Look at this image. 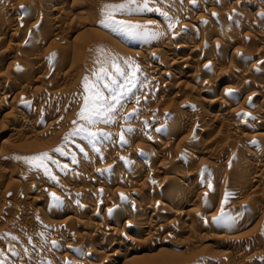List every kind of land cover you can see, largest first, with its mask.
I'll use <instances>...</instances> for the list:
<instances>
[{
  "label": "rangeland",
  "instance_id": "1",
  "mask_svg": "<svg viewBox=\"0 0 264 264\" xmlns=\"http://www.w3.org/2000/svg\"><path fill=\"white\" fill-rule=\"evenodd\" d=\"M8 1L11 2L10 3L11 5L12 4L14 5V3H12V2L15 1V4H19V6H20V9H19V7L16 9L15 8L16 6L14 7V9L12 8L13 11H11V13H12V15L15 14L14 16H17L19 14V11L21 13V5L22 4H24L26 9H28L27 8V5H28L27 2L28 1L30 2V0H28V1L27 0H13V1L8 0ZM32 1L30 2L32 4H34L37 1V3L34 4L36 6L40 0H34L35 1L34 3ZM43 1L50 2V6L52 4H56L59 2V0H43ZM79 1L81 2L82 6L85 5L86 1H89L90 7H89V5H88L89 8H87V7L85 8V6H83L86 10L79 4H78L79 5V7H78L77 3H80ZM166 1H168V2H166ZM196 1H195L196 7H194V5L192 6V4H194V3H192L191 5L189 4V7H187L188 3L192 2V0H148L149 4L151 5V6L148 5L149 10L151 11L150 14L148 13L150 11L147 12V15H144V14L142 15L141 14L142 12L141 13L140 12L139 13H132L129 15L116 14L115 19L116 20H125V21H129L131 23H134V24H138V22H137L138 19L142 18V19L147 20V18H145V17H148V19H152V21L150 23H147L148 27L154 21H156L157 26H159V27H157V26L155 27L152 25L149 27L150 32L156 33L157 30H158L157 32H159L163 28V25H164V27L168 26L167 29L170 28L169 29L170 32H172L174 30L176 31L175 28H177V27H175L173 29L172 28V26H173L172 22L177 23L179 21L178 19L182 20L185 15H192L195 17L194 18L195 20H198V21H196L198 23L194 22L195 24H197V26L193 23H192V25H190V27H192V29H194V31L189 27L191 29V31L194 32V34H189V33H192L190 31L186 35V37L182 38L181 41H178L177 43H175V46H174V47H176V46L177 47H180V46L184 47L182 50V54L184 55L183 57L184 58L187 57V59L189 57L190 58L192 57L191 59L189 58L190 60L188 59L189 61H193L194 59L200 60L199 65H202L204 63V61H202V59L204 60V58L207 59L209 57L211 59V57L214 56L213 58L214 59L216 58L215 61H213L214 60L213 58H212L213 60H211V61L207 60V61L212 62V63L213 62L217 63V61L219 60V58L216 57V54L213 55L214 51H213L212 47L211 48H204L202 52H201V49H202L201 47H197L199 49L201 48L200 50L195 47V45H198L197 43H199L200 40L203 39V37L202 38L200 37L202 35L204 36V38H206V36H207L208 37L207 39H209V37H211L210 39L212 41H215L217 39L216 42L218 41V43H220V45H222V44L223 45H229V47L231 46L233 48H236L237 49L236 51H239L238 47H241L243 45L240 48L241 52L239 53V54H241L244 51V53L241 54V56L246 55V54L252 55L253 52L255 51L256 53L254 52V54H258V55H257V58H255L251 62L252 64H254V62L257 63L258 60L264 58V51H263L264 50V14H262V13H264V3L262 2V0H240V1L239 0H237V1H235V0H229V1L228 0H223V1L222 0H198L197 2L199 3V5H201V3L199 1H201L202 3L205 1L204 3H206V5H204V3H203L204 6L201 5V7L203 6V8H201L199 6V8L201 10L197 8L198 3ZM232 1H235L236 3L232 2ZM0 2H1V0H0ZM25 2L27 3V5ZM67 2H64V3L62 2V4L61 3L58 4L61 7V11H64V12H62L59 15V19H60V20L58 19L59 28L57 30L60 29V31H61L62 29H64V32H65V34L63 35L64 37H62V36L57 37L59 34H56V36H53L54 35L53 32H55L54 30L52 31L48 28L47 29L43 28L42 21H44L46 13H45V15H44V13H43V15H40L41 19H39V23H40L41 27H39V25H38L39 23L35 22V21H36V13L40 12V10L38 9L39 11L37 12V8H38L37 6H36L37 8H35L36 11L34 9H33L34 10L33 11L29 7V9L27 10V15H23L24 17L27 16L26 20L23 21L22 23H20V25H18V23H17L18 27H16V25H14V27H16L17 30L21 29V27H22L23 30L22 29L19 30V32H20L19 38L20 39L22 38V35L24 33L25 34L26 33L31 34L34 32L35 37H36L35 39L37 41L35 46H34L36 48L35 49L36 53H35V51H33L34 48L28 49L26 47H22L21 49H17L18 52L16 51V49L14 50V48H12L13 53H11V50H10L11 48L8 47V45H7L8 42L6 43V41L0 48L1 53H2V50L9 48V50H10L9 53H11L17 57L16 58L14 56L15 58L10 60L11 63L12 62L15 63L16 62L15 60H17V59H18V62H20V61L22 62L24 60H27L26 56L28 55V53H31V52H33V54H38V53L41 54L43 56L44 60L48 56L47 59L49 61V62L48 61L45 62L47 64V66H49V67H47L46 70L45 69H39V67L37 66L38 64L37 63L35 64L33 62L32 65L34 67L31 66V69L28 71V73H26V75L23 78L28 79V80L33 81V82H36V81L37 82L29 84L30 86L26 87L25 88L26 90L23 91L22 93L17 94L16 97H14L15 95L13 94L14 96L12 95L5 100V103H7V104L12 103L13 101L15 102V104H14V102L12 104L13 107L17 106L16 107L17 113H16L15 117L18 116V112L19 113L24 112V114L25 113L27 114V112L30 113V112H32V109H34V108L36 109L37 107H39L40 109L43 108L46 116L44 115L45 117L44 116L38 117V119H37V115L33 114V119L29 123L30 125L28 124L27 126L24 125L21 127L19 124L14 123V122H16L14 119L15 117L11 118V116L9 117L8 115H6V117H5L4 114L6 112H4L2 114L0 113V131L3 128H10L12 130H15V131H12V134H13V136L11 137L12 139H10V137H7L6 138L7 142H5L6 144L2 143L0 145V162H1L0 163V170H1L0 171V237H2V238H0V264H61L62 258H60V257H63V258L67 257V258H69L70 262L73 260L71 258H74V259L77 258L78 259V257H79V261H81V262H85V261L86 262H93L97 259L95 257L97 255H95L94 252H96L100 249V247L102 246L101 245L102 243L107 244V242H109V241H110V243H112L111 240H113V238L116 235L117 236L114 238V240L117 239V237H119L121 235H124L127 237L125 239V242L123 240L122 246L120 248L118 247L119 249L117 248L115 251L118 252L119 254L121 253V256L125 255L123 257V259H125V260L129 259L130 257L135 256L134 257L135 259L131 260L130 264H264V256H263L264 255V224H263L264 220H261V218L264 219V187H260V186L256 187V189L257 188L261 189V193H260V191H258L259 189H257L258 193H256V190H255V192H254V194L256 196V199H255V196H253L254 194L251 193L252 195L250 196L249 190H248V188L246 189V186H245V185H247L248 187L253 186L252 184L254 183V180H255V179H253L254 178L253 177L254 168L256 171L258 169L257 173H256V171H254L255 175L256 174L258 175L259 173H260V176L264 175V170L262 171L263 174H261V172H260V170H262L263 166H260V165L254 166V164L256 162L258 163L257 156H258L259 151L260 152L262 151V150L257 149L255 144L256 145H258V144L264 145L263 144L264 140H261V139H264V116L259 115L260 117H258L257 119L254 117L250 118L249 115H247L246 117L243 116L244 113H247V112H244L246 110L251 112V109H252L255 112H257V111L259 112V109L261 108L259 106V104H262L263 103L262 100H264L262 98L263 97L262 95H264L262 93V92H264L263 91L264 89H262V88H264L263 87L264 86V84H263L264 83V80H263L264 79V72H263L264 68H261V67L259 68V69H261V73H260L259 69L257 68V66L259 67V65H256V68H255V66H253V69H252L251 65L248 64L249 62L245 61L247 56L246 57L243 56V59H242V57H239L238 60H236V61H234V58H230V57H226L225 59L220 58L221 61L219 60L218 63H222V64H220L219 66H216V65L213 66L212 64H210L211 67L213 66V68H211L210 66L208 67V65H207L208 69L205 65L204 67H206V69H207L206 72L204 71L205 69L203 67L198 68L197 66H195V67H197V68H195L192 64H190L191 62H189V64H188L189 66L186 64L187 68L184 67V65L183 66L181 65V67L180 66H177V67L171 66L170 67L169 63L171 61H173L172 59H174V58H172L170 61V59L168 60V58H166L164 56H162V57L158 56V54H157V56H154V55H156L155 51L153 52L154 55H152L151 52L157 48L162 49V48H164V46L168 45L169 39H167V38H170V36L172 37V35L174 36L178 30L176 32L174 31L172 33H170V32L168 33L169 30H167V32H166V34H164V36H166L167 33L169 36L167 35L166 36L167 38L164 37L165 40L160 39L161 43H159L160 41L158 39L160 37V35H158V33H157L156 36L154 35L155 38H154L153 44L152 45L149 44L150 46L148 49L147 45H148V42L150 41L149 39H152V35L147 36V37H149L148 39H147V37H144V39H146V41H145V40H143V37H133V36H128L124 33H117V32L112 31L110 28H104L100 25L99 21L102 19V15H101L102 6L104 4H119V3H122L123 0H93V1L92 0L91 1L90 0H77V1L76 0H68ZM82 3H84V4H82ZM89 3L87 2V4H89ZM91 3H92V5H91ZM231 3H233V4H231ZM184 4L186 7L184 6ZM13 5L11 7H13ZM152 5H153V8H152ZM181 5H183V6H181ZM93 6H95V7L92 8ZM170 6L171 7L173 6L176 10L174 8L169 9ZM179 8L181 9V11ZM0 9H1V7H0ZM18 9H19V11H17ZM30 9H31V13H30ZM162 9H164V10L168 9L171 11H166L167 16H164V15H162V13H164L165 11ZM244 9H246L248 12H250L249 13L250 17L253 16V18H255V19L260 18L258 20L261 22L260 23L261 25L259 24L260 27H259V25H257L256 27L254 25L252 26L251 25L252 18H250V17L248 18L247 16H246L247 24L245 27L242 25L236 24V23L240 22V20L237 18H239L240 13H242L243 12L242 10H244ZM93 10H95L96 12ZM158 10L161 12H159ZM162 11H164V12H162ZM174 11L177 13H175ZM32 12H35V13H32ZM154 12L156 13V15ZM158 12L161 15H159ZM219 12H222V13H219ZM1 13H2V10H0V15H1ZM63 13H65V14H63ZM213 13H215V15H213ZM30 14L31 15L35 14L34 15L35 18H31L33 16H31ZM137 14H138V16H137ZM176 14H177V16H176ZM217 14H219V15L224 14L225 15L224 17L228 20V24L224 25V27H221L219 25L215 26V24L213 23L212 20H213V17H216ZM37 15H39V13ZM139 15H142V16H139ZM151 15L155 18L151 17ZM157 15H159V16H157ZM219 15H217V16H219ZM222 15H220V16H222ZM28 16H30V17H28ZM40 16H39V18H40ZM241 16L242 15H240V17ZM96 17H98L99 19ZM180 17L181 18L183 17V18L181 19ZM201 17H203L204 19L203 18H202V20L200 19L202 22H200V24H199V19H196V18H201ZM94 18L96 20H98L97 21L98 23H96V24L93 23L96 21ZM205 18H206V20H205ZM233 18H235V20ZM27 20L28 21L30 20L31 22H28ZM175 20H177V21H175ZM168 21H170V22H168ZM235 21H236V23H234ZM241 21H242V19H241ZM243 21H245L244 18H243ZM211 22H212V25H211ZM32 23L38 25L37 26L38 29L37 28L35 29V27H36L35 25H33L31 27L32 29H29V25ZM156 23H152V24L156 25ZM181 23L182 22H179L177 24L179 25ZM23 24H25L26 26ZM140 24L144 25V23H140ZM168 24H170L171 27H169ZM213 25H214V27H213ZM247 25H248V27H247ZM160 26H162L161 29H160ZM239 26H242V27L239 28ZM200 27L202 28V30ZM218 27L222 28V35H221V33L217 34V32H219V30L221 32V28L218 30ZM227 27H228V29H225ZM235 27H237V29ZM196 28L198 30H196ZM223 28H224V30H223ZM11 29L13 30V27ZM28 30H33V31L30 32ZM233 30L236 33L232 32ZM195 31L197 33H195ZM226 31H228L227 34H225ZM237 31L239 32L238 34H237ZM21 32H24V33H21ZM206 32L208 33V35ZM223 32H224V34H223ZM160 33H161V37H162V34H163L162 30L159 32V34ZM173 33H175V34H173ZM200 33H201V35H200ZM214 33L216 35H214ZM40 34H42V35H40ZM44 34H45V36H44ZM248 34L250 36H248ZM217 35H219V36L217 37ZM232 35H233V37H232ZM157 36H159V37L156 38ZM251 36H252V38H251ZM194 37H195V39H194ZM224 37H225V39H224ZM247 37H250V38H248V40H247ZM197 38H199V39H197ZM226 38L229 39V41H227ZM253 38L257 41H254ZM170 39H172V38H170ZM196 39H197V41H196ZM240 39L241 40L244 39V41H246L247 44L244 41H241ZM250 39H252V40H250ZM238 40L241 41L242 44H241V42L239 43ZM155 41L158 44L155 43ZM191 41H192V43H191ZM234 41H236V42L234 43ZM150 42L152 43V40ZM166 42H167V44H165ZM229 42H231V43H229ZM243 42L245 44H243ZM251 42H254V43H251ZM145 43H146V45H144ZM232 43H233V45H232ZM236 43H239L240 46H238L239 44H236ZM142 44H143V46H142ZM156 44H157V46H156ZM192 44H195V45H192ZM185 46H186V48H185ZM143 47L145 49H143ZM100 49H103L104 53L106 54V57L100 55V53L98 51ZM6 50H4L5 54L9 51L8 50L7 52H5ZM142 50H145L144 54H149V55H146L145 57H143L144 59L140 58V57H135L136 53H137L136 51H142ZM190 50H192V51H190ZM194 50H196V51H194ZM149 51H150V53H149ZM193 51L195 54L193 53ZM189 52L190 53L192 52L193 56H191V54ZM207 52L208 53L210 52V53L208 54ZM250 52H252V54ZM62 53H65L66 57L64 56V58H63V56H61L62 57L61 58L60 55ZM133 53H135V55H133ZM203 53L205 54L204 55L205 57H202ZM211 53H212V55H211ZM188 54L190 56H188ZM199 54L201 56H199ZM206 55H207V57H206ZM49 57H50V59H49ZM200 57H202V59ZM258 57H260V59ZM229 58L232 59L233 61L230 60ZM141 59H143V61ZM159 59H161L160 60L161 63L162 62H163V64L166 63V65H164L163 68H158V69L156 68L155 69L154 63L155 64L160 63V61L157 62ZM177 60L178 59H176L175 62H177ZM230 61H231L232 65H231ZM10 62L7 59L4 60V58H2L0 60V75L1 76H2V73H5L7 71L6 69H8V67L11 65ZM113 63H115L116 65H118L120 67V69L122 70L124 75H119L117 73L116 69L112 66ZM73 64H74V66H73ZM149 64H151L150 67H149ZM145 65L148 68H146ZM167 65H169L168 68H167ZM190 65H192V66H190ZM230 65L232 66L231 68H233V65H234L235 69H236V66L238 68L237 70L232 69L233 71L231 69L229 70V71H232V75H230L228 73L229 71L226 72L227 69L230 68ZM165 66H166L167 70L164 69ZM215 66L218 67L217 69H219L221 67V69H223V70L222 71H221V69L217 70ZM182 67H184V68L182 69ZM141 68L145 69V70L143 69L144 72H143V70L142 71L140 70ZM175 68H177V69H175ZM247 68L252 69L251 73H250V71L247 70ZM200 69L201 70L203 69L202 71L205 72L204 73V75L206 74L205 76H207V77L211 76L212 77V81L211 80L209 81V79H207V81L209 83L208 82H206L207 84L203 83L204 87L206 85L207 88L206 87L205 88L208 89L207 90L208 93H202V94L199 93L201 91L200 89L203 85L200 86V85H198V83L196 84V82L193 83V81H191V79L189 81L188 79H186L184 77L185 74L188 75V74H191L192 72L194 73V70H195V72L197 70H199V71H197V74H198L201 71ZM165 70H166V72L169 70L167 72L168 74L164 77H161V75H160L161 71H165ZM182 70L183 71L185 70V71L182 72ZM234 70L237 71V73ZM170 71H171V73H170ZM186 71L187 72L189 71L188 74ZM202 71L199 73L200 75H201V73H203ZM238 71L240 73H238ZM243 71H245L244 75L247 72L246 77L243 75ZM255 71L258 73H256ZM179 72H180V74H179ZM181 72H182V75H181ZM233 72H234V74H233ZM133 73H135V75H133ZM252 73L253 74L255 73V74L250 76ZM142 74H144V75H142ZM226 74L227 75L229 74L230 77L233 76L234 79H232L233 77L230 78L229 76L225 77ZM237 74H240L241 77L243 75V78H240V76ZM178 75H179V77H178ZM39 76L40 77L43 76V77L40 78ZM235 76H238V78H236L237 80L235 79ZM253 76H255L256 78H258V77L261 78V79H258L259 83H257V84L254 83V81L257 79H253L254 78ZM36 77L37 78L39 77V78L37 79ZM85 77L88 78L90 84L96 85L97 90L102 92L105 97L110 96L109 90L103 87V85L105 83L108 84L109 88L112 89L113 91L125 93V95L121 101L123 107H120L119 105L117 106V109H118V112L116 115V122L117 123L115 122V123L109 124V125L98 124L92 129V131H96V132L102 131V132L111 134L110 138H108V139H97L95 141V147L93 146L92 143L89 142L90 138L89 139L82 138V135L69 136V133L73 131V129L76 127L77 124H83L84 123L83 120L79 119L78 113H79L81 106L83 104V97H84V95H86V93L84 92V87H83V81H84ZM211 77H209V78L211 79ZM35 78L37 80H35ZM248 78H250V79H248ZM39 79H42V80H39ZM227 79L229 80L230 83L228 82ZM230 79H231V81H230ZM243 79H244L245 83L242 81ZM113 81H115V83H113ZM238 81H241V82H238ZM10 82L6 81V83L4 82L3 84H1L2 83L1 82L0 86L6 87L7 89H10L13 87L12 86L9 88V86H11L12 83L16 85V81L15 82L10 81ZM17 82H19V81L17 80ZM165 82L167 83V85L165 84ZM252 82L254 84H252ZM22 83H19V84L23 85ZM243 83L247 86H244ZM164 84H165V86H164ZM179 84H180V86H179ZM234 84H236V85H234ZM240 84L241 85L243 84L242 86L244 88H241L242 86ZM248 84H250V88H252L253 85L254 86L256 85L255 86L256 88L253 86V88H255L254 90H253V88L249 89ZM258 84H260V85H258ZM25 85H28V84H25ZM150 85L152 86V88L154 86L155 87L152 89ZM175 85H176V87H175ZM147 86H148V89H147ZM161 86H163V87H161ZM225 86H227V87L225 88ZM236 86L238 88H240V90L243 89L242 93L240 90H238L240 92H238V91L235 92L237 90ZM156 87H158V88H156ZM230 87H232V88H230ZM191 88H192V90H191ZM230 89H233L234 93H232V92H231L232 94L229 93L228 91ZM256 89H259V90H257V92H259L260 94L262 93L261 95H259L261 97H259V96L253 97V95H252V98H253L252 100L251 99L246 100V98L248 97L247 99H249V97L251 95V94L250 95H248V94L252 93L253 91L256 92ZM28 90H30V91L28 92ZM140 90H143V91H140ZM144 90L145 91L148 90L147 94L144 92ZM156 90L158 92H156ZM159 90H160V92H159ZM260 91H262V92H260ZM175 92H176V94H175ZM184 92H185V94H184ZM224 92H225V94L227 92L230 95L226 96L225 94H223ZM142 93H144V94H142ZM222 94H223V96L225 95V97H227L228 99L224 98L222 96ZM219 96L220 97L222 96L223 99H222V97L220 98ZM214 98L216 100H221L224 103H228V101H230V103H228L230 105L229 106L230 108L233 104H235L231 108L232 110L236 109L235 111H237V112H234V114H235L233 116L234 122L237 121L238 119L240 121H237L234 123L233 120H231L233 118H230L229 116L228 117L225 116L226 115L225 111H227L226 110L227 108L225 109L223 106L220 105L222 107L221 108L222 111H221L220 107H218L219 103H215V101H214L213 103L216 105H214V104L211 105L212 104L211 101L215 100ZM244 98L247 102L245 100H243ZM255 98H257V99H255ZM137 99L139 100V103H136ZM224 99H227L228 101L227 100L224 101ZM11 100H12V102H10ZM20 101L25 106L26 105L27 106L25 107L23 104H20ZM190 101H191V103L193 102L194 104L192 103V105H191ZM261 101H262V103H261ZM24 102H26V104ZM188 103H190V104H188ZM195 103H197V104H195ZM1 104H0V108L2 106ZM14 105H16V106H14ZM188 105H189V107H188ZM193 105L194 106L196 105L195 108H198V107L199 108L194 109ZM23 106H24V108H23ZM257 106H259V107H257ZM172 107H173V109H171ZM190 107H191V109H193L192 111H191V109H189ZM256 107H257V109H256ZM230 108H228V109L231 110ZM237 108L239 109V111L237 110ZM263 109H264V106H262L261 110H263ZM134 110H135V115L132 117L130 122L126 123L124 118L127 117L129 115V113H132ZM195 110H197L198 113H196ZM202 110H203V112H206V114H208L206 120H204L202 123V124H204V126L201 124L202 121L201 122L200 121L198 122V120L196 121L197 115L200 112H202ZM175 111L184 112V116L182 113L181 116L179 118H177L180 115V112H179L178 116L177 117L175 116L176 117V119H175V117H174V115L176 113ZM173 113H174V115H172ZM158 114L160 115L161 119L156 117V116H159ZM195 114H197V115H195ZM218 114H220V115H218ZM223 114H224V117H223ZM238 114H240V115H238ZM194 115H195V117H194ZM217 115L220 116V118L217 117ZM184 117H186V118H184ZM221 117H223V119ZM152 118L153 119L156 118V120L158 118V120H161L163 122L165 120V122L160 123L161 121H158L160 123V124H158V122L155 119H154V121H156V122H154ZM182 118H184L183 121H182ZM225 118L226 119L228 118V119L225 120ZM186 119L189 121H186ZM213 119H215V122ZM229 119L232 122L231 121L229 122ZM73 121H75L76 124H74ZM247 121H248V123H247ZM55 122L59 123L60 125L56 124ZM50 123H52L54 125H52ZM228 123L229 124H232V123L236 124L234 126L235 129H233L234 131L232 129H230L231 127H229ZM200 124L203 126L202 127L203 130L205 129L204 130L205 132L200 127ZM226 124H228V125H226ZM171 125H173V126H171ZM24 127L28 128L29 130L27 129V131H26ZM127 128L133 129V132L130 134L125 133V139L127 140V143L122 144L120 141V138H119V134ZM20 129H22V130L20 131ZM164 129L165 130L167 129V131L170 130L167 132L169 134L168 137L162 136V132H160V131L164 130ZM199 129H201V131H203V132L200 133ZM106 130H107V132H106ZM179 130L182 132V134ZM176 131H178V133ZM191 133L192 134L195 133V135L190 136ZM242 133L243 134L246 133L245 135L247 137H249V135H251V137L253 136L254 138L256 137L255 138L256 140H254V141L258 142V144L253 143V145H252V143L249 140L251 137H249V139H248L249 141L247 142V140L244 139L245 135H243ZM180 134L184 135V137L186 135L187 138L189 137L188 139H190V137H191V139H192V137H194L193 138L194 141L192 142L191 139H190V141H188L187 138L185 139L184 137H180V138H184V140H186V141H181V143H178L179 144L178 145L176 143L178 141L175 142L172 140V138L177 137V136L179 137ZM15 135H16V137H14ZM232 135H235L234 138ZM241 135L243 136V138L241 137ZM66 136H69L67 141L65 140ZM217 137H218V140L216 139ZM230 137H232V138H230ZM167 138L168 139L171 138V139L168 140ZM195 138H197L196 141L198 142V144L195 141ZM211 138L213 139L214 142L212 141ZM210 139H211V143H210ZM228 139L230 141H226ZM243 139L246 141H243ZM169 141H170V143H169V147H168L167 142H169ZM182 142H183V144L186 142L187 147H189L190 145L194 146L197 144V147H198L197 149L199 151L196 149V151H198V152H196L197 154L195 153V155L192 157L193 160H192V158L186 159L185 161L181 160L182 162L178 160V158H180L179 156H181L180 154L183 151L189 150L187 147H184L186 144H184V146L182 145ZM226 142H227V144H226ZM230 142H231V144H228ZM188 143H189V146H188ZM190 143H192V144H190ZM248 143H251V144H248ZM139 144L144 145L143 146L144 148H141L143 150L137 149V147L139 148V146H140ZM170 144L172 145L171 147H170ZM146 145H148V146H146ZM210 145L214 149V150L212 149L214 151V154H215L216 150H217V153L219 150L220 154L216 153V155H217L216 156L212 153L213 151H211V153H210L209 152V150H211ZM57 147H61V149H62L61 153H57L54 151V149H56ZM147 147L151 149L150 152L148 149V153L150 154V156L147 155L148 154L147 152H145V151H147ZM179 147L181 148V150ZM244 147L245 148L251 147V149L253 148V150H251V151H255V152H250L251 154L246 153L247 155L244 154V155H242V158H241L240 157L241 155L240 156L238 155V153H240V152L236 153V151L239 149H240V151H242V149H244ZM195 148H196V146H195ZM97 149H98V151H97ZM207 149H208V153H210V155L212 154L211 156L208 153H206ZM221 149H223V152H221ZM133 150L137 154L134 155ZM180 151H182V152L180 153ZM234 151L237 155L233 154ZM42 153H48L49 156H51L52 159L56 161V163H51V161L48 162L47 171H45L43 168H35L32 165L28 164L25 159H23V158H30L33 156H38ZM132 154H133V156H132ZM175 154H176V157H178V158L175 157ZM113 155L116 156V158ZM124 155L125 156L129 155V156L133 157L132 159L134 161L132 160V163L130 164L129 167H128V165L122 166V164L120 163V158H122ZM177 155H179V156H177ZM252 155H254V156H252ZM112 156L114 157L115 160H113ZM148 156L151 157V159L148 158ZM231 156L235 159V161H234V159H231L232 158ZM234 156H236V158ZM10 157L11 158L14 157L13 159H16L19 163L18 166L16 167V172L15 171L12 172L13 170H11V169L9 170L8 165L5 163L7 158L9 159ZM172 157H175V158H173L174 160L171 161L172 166L169 164L167 165V162H165V161H170L172 159ZM229 157H231V158H229ZM17 158H20V159H17ZM111 158H112V160H111ZM146 158H148V159H146ZM156 158H157V160H156ZM255 158H256V160H255ZM153 159L155 161H153ZM218 159L219 160L221 159L222 161L221 160L217 161ZM238 159L241 161H239ZM236 160H237V162H236ZM159 161H161L160 163H162V164H160ZM174 161H176L177 163ZM227 161H228V163H227ZM242 161H244V163ZM114 162L117 164H115ZM224 162H225V164H224ZM240 162H242V163H240ZM109 163L111 165H109ZM113 163L115 166L113 165ZM135 163L137 164V166ZM142 163H145V164H142ZM163 163L165 164L164 167H166V165L168 166V167L164 168L165 171L167 173L169 171L170 172H169V174H167L166 172H165L166 174L162 173V175L161 174L157 175L155 173L157 175V177H156V175L153 174L155 172L154 170L157 169L156 167H158L159 164L164 165ZM210 163H212V165ZM233 163H235V164H233ZM236 163H240V164H238V167H237ZM208 164H209V166H208ZM68 165H69V167H68ZM107 165H109L108 167H110L108 172H107V169L105 168ZM131 165H132V167H131ZM153 165H155V166L153 167ZM174 165H176V167ZM220 165H222V166H220ZM245 165H247V167ZM96 166L98 168L103 167L102 168L103 172L105 170L106 173L104 172L103 175L106 178V179H104V181L107 184L105 183L104 184L105 186H103V188H100L101 190L100 189L89 190V189H91L88 187V185H90V181L87 180V179H89L87 177H91V176L94 177L95 174H97L94 178H100L99 173H97L98 172L97 168H96L97 172H95L93 170V169H95ZM120 166H122V167H120ZM173 166L176 168V170ZM241 166L245 167L246 169H243V167H242L243 171H242V169L237 170V168H241ZM249 166L250 167L253 166L254 168H248ZM111 167H113L114 169L116 167L115 170H118V168H119L120 171L122 170L125 173L132 174L131 176L134 180H131L132 178H130L131 176H129V181H130V183L132 182L131 184H133V186L131 184H129V185H131L129 187L130 188L133 187L132 189H134V190H136V188H137V190L143 189L142 187L144 185H143V183H140L141 180H142V182H144L146 180L144 182V184L146 182L148 184L149 189L147 188V186H146L147 184H146L145 185L146 187L144 186L145 191L146 190L150 191V186H153L152 183H154V186L151 187V191H154V195L152 196V199H151L152 205H151V208L148 210V212L145 214V216H147V217H148L150 211L151 212L154 211V213H156V214H161V215L163 214V216L166 215L165 210L162 209V205L169 206L171 202L169 203V200L164 195H160V194H162L164 192H168V189H169V191L170 190L173 191L174 187L172 189V186H174V185L171 186V184L173 183L174 180L177 181V179H178V181L184 182L186 184H188V183L192 184L194 182L200 183L199 187L197 189V192L199 191L200 193H202L203 199L199 200L200 203H198V201H197V203L195 202L196 205H195V203H193L195 206L192 204L189 207L190 209L189 208L188 209L189 210L195 209V212H197V213L200 212L201 210H204V211H202L198 214L197 213L193 214L194 211L193 212L190 211L189 215L184 214L182 217L177 218V220H176L177 223L176 222L174 223L175 224L174 226L176 229L174 230V228H172L174 226H171L169 228V231H168L170 234L167 232L166 235L163 234L161 236H155L156 238H153L154 237L153 236V237H151V239L149 236H147L149 234H147L146 232H142V233L137 234V235H132L130 233V229H131L130 226L133 229V226H132L133 223H131L132 224L131 225V224H129L130 222L129 223L126 222L128 220L131 221L130 218H126V217H128L129 214H132L134 209L136 210V209L140 208L139 205H141V202H140L141 199L137 195H134L135 194V193L133 194L134 191L132 189H128L129 187L123 188L120 184L117 183V180H116L117 184L116 183L114 184L115 179H113L112 176H110L111 179L109 177H107L110 173L115 171ZM179 167H180V169H179ZM120 168H123V169H120ZM144 168L146 169V171ZM150 168H152V169L155 168V169L151 170ZM128 169H129V171H128ZM251 169H252V171H251ZM263 169H264V167H263ZM136 170L138 173L136 172ZM179 170L181 172H179ZM93 171H94V173H92ZM131 171H134V173ZM142 171H145V172H142ZM172 171H174V173H176L177 171L179 172L178 175L175 174V176L177 175V177H175L173 175ZM182 171H183V173H182ZM197 171H200V172H197ZM135 172L137 173V175L134 176L133 174H136ZM197 173H199V174H197ZM250 173H252V174H250ZM28 175H29L30 179L32 178L31 180L29 179L30 181L27 180L25 182V181L21 180L20 176L27 178L26 176H28ZM31 175L34 176V178ZM75 175H77V176H75ZM89 175H91V176H89ZM152 175H154V176H152ZM144 176H145V178H144ZM164 176H167V178ZM78 177H80L82 179H80ZM147 177H149L148 179L150 181H148ZM155 177L158 179H156ZM159 177L164 179V180L161 181V179ZM169 177H174V179L172 178L173 181L171 183H170V181L172 179ZM40 178H43L42 179L43 182ZM77 179H79V180H77ZM121 179L119 178L118 182H120ZM155 179H156V181H154ZM133 181H135V182H133ZM161 182L166 183V184L163 185V183H161ZM239 182H241V183H239ZM108 183H109V185H108ZM134 183L136 186L134 185ZM155 183H157V186H155L156 185ZM236 183H237V185H236ZM110 184H112V185H110ZM83 185L85 186L84 188L87 192L82 191V193H81V191H80L77 194V192L73 193L72 191H71V193L70 192L67 193L64 190V188H68V187H71V189H77V190H80V188L82 187L81 190L82 189L84 190ZM86 185L89 189L86 188ZM139 185L140 186L142 185V186L140 187ZM240 185H241V187H240ZM255 185L256 184L254 183V186ZM75 186H76V188H75ZM117 186L119 187V189L121 191H123L125 189V192L123 191L124 193H126L127 190H129V191L132 190L130 192L127 191L129 194L131 193L132 196L128 197L126 195L123 199L124 193H122L121 191L116 193L117 195L116 194H114L113 196L108 195L110 193L112 195V191L117 189L118 188ZM160 186H161V189H160ZM238 186H239V188H238ZM154 187H156V188H154ZM157 187H159V188H157ZM108 189H110V190H108ZM155 189H157V191ZM104 190H106V191H104ZM160 190H162V193L160 192ZM233 190H235V192ZM88 191H91V192H88ZM231 191H233L234 193H231ZM262 191H263V193H262ZM182 192H184V191L181 190L180 194H178V195L185 196L184 194H187L186 192H184V193H182ZM53 193L55 194L56 197H59L58 200L53 199V197H52ZM120 193H122V194L119 195ZM226 194H227V196H226ZM156 195L159 196V198ZM109 196H110V198H109ZM117 196H119V197H117ZM252 196L254 198H252ZM113 197L116 200L118 199V201L120 202L119 203L120 205L118 204L119 207L117 205H115L116 201ZM126 197L128 199H125ZM21 198H23V199H21ZM87 198L89 200L91 199L90 200L91 203L93 202L95 205L92 203L91 206L86 205L85 207H83L84 200H88ZM107 198L113 199V200L111 199V201L108 199L109 205H108V202L106 201ZM129 199H132L134 202H132V200L129 201ZM166 199H167V201H166ZM219 199L222 200V202L220 201L221 203L218 202ZM72 200H74V201H72ZM118 201H117V203H118ZM157 201L162 203V204L158 203ZM241 201L245 204H243ZM249 201H251L252 203L254 201L255 202V204L253 203L254 205H256L257 203L259 205H256L255 207L250 209L251 207H250V205H248ZM154 202L155 203L157 202L158 205H156L157 203L155 204ZM212 202L213 203L216 202V203H214V205H213ZM236 202L238 203V207H237V205L235 206V204H237ZM96 203H98V204L96 205ZM112 203H114V204H112ZM121 203H125V204L122 205ZM134 203L135 204L140 203L139 205L136 204V205H138L137 206L138 208L136 207V205H134ZM110 204H112V205H110ZM220 204H221V206H220ZM80 205H82V207ZM197 205H198V207H197ZM93 206H97L96 207L97 209H95ZM123 206L125 208H123ZM130 206H131V209H130ZM260 206H261V208H260ZM231 207L233 209H234V207H236V208L233 210ZM244 207L245 208L248 207L247 210ZM51 208L52 209L56 208L53 210V213H52ZM82 208H86V209H84L85 212L82 211ZM90 208L91 209L93 208V209L91 210ZM119 209H120V211H119ZM87 210L89 212H87V214H86ZM130 210H131V212H130ZM255 211H257V212H255ZM79 212H80L79 216H81V215L82 216L79 217V220L77 219V221H75L76 219L74 221H71L75 225H73V224L70 225L68 222L70 220L67 219L70 217H68V216L72 217L73 215H75V213H79ZM93 212L96 214L95 217L90 216V213H93ZM107 212L110 215L109 221L105 215V213H107ZM25 213H27V214L31 213V215H33V218H30V219L25 218L24 219V217H22L21 215H24ZM126 213H128V214H126ZM222 213H223V216L221 215ZM52 214H54V215H52ZM185 215H187L188 218ZM209 215H211V216H209ZM96 216H97V218H96ZM205 216H206V218H207V216H209V218H207L208 220L205 218ZM47 219L53 220L56 222H58V221L60 222V220L62 222L67 221L68 223H65V225H64V223L60 225V223H61L60 222L57 226H56V224H55V226L54 225L51 226V225H48ZM103 219L107 220V221L105 222ZM63 220H65V221H63ZM226 220H227V222H226ZM230 220H231V222H230ZM233 220L235 222L236 228L237 227H239V228L236 229L234 231V233H230V232L227 233V237L229 236L228 238H230L231 236H235L234 238L232 237L233 241L230 240L231 238L229 239L230 241L228 240L230 243L227 241L228 238H225L226 233L221 232L222 231L221 228H219L215 231H214V229L211 228L212 221L213 222L218 221V223H221V224H227V223L229 224V222H230V224H231L233 222ZM219 221H221V222H219ZM260 221H262L263 223L261 222V224H260ZM76 222H78V224ZM93 223L94 224L96 223L98 227H103L102 228L103 230L102 229L100 230V228H97L98 231L96 232L97 229L95 230L92 228ZM98 224L99 225L101 224V225L99 226ZM87 225L89 228L91 225L92 229L91 230L88 229ZM189 226H190V229H189ZM182 227H186V229L185 228L183 229ZM107 228H113L115 230V231L114 230L112 231V232H115L114 235H113V233H112V235H109L108 233H106L105 229H107ZM181 228H182V230H181ZM120 231H122V232H120ZM212 232L214 234L217 233L216 234L217 236H220L222 234V236H224L223 238L226 239V242L223 238H221L222 241H220L221 239L219 241L215 240L214 238L212 239V237H211V234L213 235ZM70 233H72V235ZM123 233H125V234H123ZM64 234L65 235L68 234L66 236L67 241H65L68 244L63 242L65 240V238H63L65 236ZM56 235H57L58 240L62 239L60 244L54 241V240H56ZM83 235H85V236H83ZM87 235L91 236L90 237L91 239L89 237L85 238ZM58 236H60V237H58ZM61 236H63V237H61ZM94 236H96V237H94ZM105 236H107V237H105ZM236 236L238 237V239ZM13 237H15V239H13ZM147 237H149V239L146 240V242H145V238L147 239ZM234 239H236V240L234 241ZM101 240L102 241L105 240V241L102 242ZM242 240H244L246 243L244 241L243 242L247 245H245L244 243H243V245L240 244V241L242 243ZM53 242H55V244L56 245L58 244V245L56 247H54ZM233 242H234V244H233ZM69 244H71V246H69ZM235 244H237L236 245L237 247H234ZM74 245L75 246L77 245V246L75 247ZM78 246L80 249H82V251L78 248ZM244 246H246V249ZM87 247L89 249H87ZM112 247H110V248H112ZM240 247H242V248H240ZM77 248L79 250H77ZM91 250L93 251L92 253L89 252ZM94 250H96V251H94ZM158 250H160V251H158ZM242 250L245 253H243ZM81 253H82V255H81ZM239 253H241L240 255H242L243 259L242 258L238 259V257L235 258V255L238 256ZM66 255H68V256H66ZM97 257H99V256H97ZM102 257L104 259L102 258V260H101V257H99V259H97L98 264H99V260H101L100 264L101 263L102 264H109L112 261L109 254L102 256ZM143 257H145V258L143 259ZM59 258H60V260H59ZM67 258H64V259H67ZM69 260L68 259H67V261L65 260L66 262L62 261V263L63 264H70L68 262ZM97 262H95V263H97Z\"/></svg>",
  "mask_w": 264,
  "mask_h": 264
},
{
  "label": "bare ground",
  "instance_id": "2",
  "mask_svg": "<svg viewBox=\"0 0 264 264\" xmlns=\"http://www.w3.org/2000/svg\"><path fill=\"white\" fill-rule=\"evenodd\" d=\"M11 1H13V0H11ZM28 1V0H27ZM32 0H30V2H31ZM41 1V2H40ZM39 2H38V4L35 6L34 4H36L37 3V1L35 2L34 0L32 1L34 4H32V3H30L29 1L27 2L28 3V5H27V3H26V5H27V8L29 9V7L33 10H35V8H37V12L40 10V12H38L39 13V15H37L38 13H36V21L35 22H38L39 23V19H41V16L40 15H43V13H44V15H45V13H46V15H45V18H44V21H42V26H43V28L45 29H50V30H54L55 32H53L54 33V35L53 36H56V34H59L57 37H59V36H62V37H64L63 35L65 34V32H64V29H62L61 31H60V29L59 30H57L58 28H59V26H58V19H59V15L62 13V12H64V11H61V7L58 5V4H62V2L64 3V2H67L68 0H59V2L58 3H56V4H52L51 6H50V2H46V1H43V0H40ZM77 1V0H76ZM91 1V0H90ZM93 1V0H92ZM196 1V0H195ZM198 1V0H197ZM196 1V2H197ZM223 1V0H222ZM229 1V0H228ZM227 1V2H228ZM235 1H237V0H235ZM235 1H232V2H234V3H236ZM240 1V0H239ZM55 2V1H54ZM72 2V1H71ZM80 2V1H79ZM87 2L89 3V1H86V3H85V5H83V6H85V8L87 7V8H89L90 7V3L89 4H87ZM166 2H168V1H166ZM200 3H201V5H203V3L205 2H201V1H199ZM221 2V1H220ZM262 2L264 3V0H262ZM11 2L10 1H8V0H1V2H0V7H1V9L0 10H2V13H1V15H0V48H1V46L5 43V41H6V43H7V45H8V47H10L11 49V53H13V49L12 48H14V50L16 49V51L18 52V50L17 49H21L22 47H26V48H31V49H33L34 48V50L33 51H35V44H36V37H35V34H34V32L33 33H31V34H29V33H24V32H21V33H24L23 35H22V38L20 39L19 38V30H21L22 29V27H21V29H19V30H17L16 29V27H18L17 26V23H18V25H20V23H22L23 21H25L26 20V17L27 16H23L21 13H20V11H19V9H20V6H19V4H15V1L14 2H12V3H14V5H13V7H11L12 5L10 4ZM68 3V2H67ZM151 3V2H150ZM175 3V2H174ZM185 3V2H184ZM198 3V2H197ZM224 3V2H223ZM238 3V2H237ZM21 4V3H20ZM76 4V3H75ZM81 5V2L80 3H77V5ZM82 4H84V3H82ZM164 4V3H163ZM186 4V3H185ZM185 4H184V6H185ZM189 4L191 5L192 4V2H189L188 3V6L187 7H189ZM195 4L196 3H194V4H192V6L194 5V7H196L195 6ZM222 4V3H221ZM231 4H233V3H231ZM2 5V6H1ZM22 5H24V4H22ZM76 5V6H77ZM79 5H78V7H79ZM88 5H89V7H88ZM91 5H92V3H91ZM96 5V4H95ZM148 5H150L149 4V2H148ZM171 5V4H170ZM201 5H199V3H198V9H200L199 8V6L201 7ZM204 5H206V3H204ZM203 5V6H204ZM16 6V7H15ZM25 6V5H24ZM62 6V5H61ZM82 6V5H81ZM82 6V7H83ZM151 6V5H150ZM164 6V5H163ZM181 6H183V5H181ZM203 6L201 7V8H203ZM261 6V5H260ZM14 7L17 9L18 7H19V9L17 10V11H19V14L17 15V16H14L15 14H13L12 15V13H11V11H13L12 10V8L14 9ZM95 6H93L92 8H94ZM98 7V6H97ZM166 7V6H165ZM164 7V8H165ZM169 7V6H168ZM186 7V6H185ZM224 7V6H223ZM3 8V9H2ZM26 8V7H25ZM84 8V7H83ZM84 8V9H85ZM152 8H153V5H152ZM162 8V7H161ZM160 8V9H161ZM167 8V7H166ZM165 8V9H166ZM171 8H174L173 6L171 7L170 6V8L169 9H171ZM184 8V7H183ZM196 8V9H197ZM235 8V7H234ZM27 9V10H28ZM31 9H30V13H31ZM39 9V10H38ZM63 9V8H62ZM96 9V8H95ZM157 9V8H156ZM175 9V8H174ZM173 9V10H174ZM178 9V8H177ZM180 9V8H179ZM188 9V8H187ZM228 9V8H227ZM259 9V8H258ZM33 10V11H34ZM83 10V9H82ZM86 10V9H85ZM98 10V9H97ZM153 10V9H152ZM162 10H164V9H162ZM172 10V11H173ZM176 10V9H175ZM201 10V9H200ZM36 11V10H35ZM93 11H95V10H93ZM148 11H150L149 10V8L147 9V10H144V11H142V15L144 14V15H147V12ZM154 11V10H153ZM159 11V10H158ZM165 11V12H164ZM164 11H162V12H164V13H167L166 11H171V10H164ZM178 11V10H177ZM180 11H181V9H180ZM233 11V10H232ZM235 11V10H234ZM243 12L242 13H240V15H242L241 17H240V15H239V18H237V19H239L240 20V22L239 23H236V21L234 22V23H236L237 25L239 24V25H242V26H246V24H247V19H246V16L249 18L250 16V12H248L246 9H244V10H242ZM84 12V11H83ZM92 12V11H91ZM96 12V11H95ZM159 12H161V11H159ZM158 12V13H159ZM175 12V11H174ZM239 12V11H238ZM263 12V11H262ZM32 13H35V12H32ZM48 13V14H47ZM146 13V14H145ZM149 14L151 13V11L150 12H148ZM155 13V12H154ZM157 13V14H158ZM175 13H177V12H175ZM181 13V12H180ZM219 13H222V12H219ZM225 13V12H224ZM260 13V12H259ZM63 14H65V13H63ZM188 14V13H187ZM192 14V13H191ZM262 14H264V13H262ZM29 15V14H28ZM31 15V14H30ZM35 15V14H34ZM34 15L32 14L31 16H33V17H31V18H35L34 17ZM142 15H139V16H142ZM155 15H156V13H155ZM159 15H161L160 13H159ZM159 15H157V16H159ZM181 15V14H180ZM217 15H219V14H217ZM216 15V17H213V23L215 24V26H221V27H224V25H227L228 24V20L224 17L225 15L223 14H220V15H222V16H217ZM253 15V14H252ZM251 15V16H252ZM39 16H40V18H39ZM62 16V15H61ZM82 16V15H81ZM137 16H138V14H137ZM170 16V15H169ZM176 16H177V14H176ZM175 16V17H176ZM182 16V15H181ZM28 17H30V16H28ZM100 17V16H99ZM145 17V16H144ZM151 17H153L152 15H151ZM174 17V16H173ZM197 17V16H196ZM199 17V16H198ZM43 18V17H42ZM67 18V17H66ZM96 18H98V17H96ZM145 18H147V20L146 19H142V18H140V19H138L137 20V22H138V24H140V23H144V25L146 24V25H148L147 23H150L151 21H152V19H148V17H145ZM153 18H155V17H153ZM157 18V17H156ZM177 18V17H176ZM181 18V17H180ZM183 18V17H182ZM181 18V19H182ZM195 17L194 16H192V15H185L184 16V18L182 19V20H180V19H178L179 21L177 22V23H179V22H182L181 24H177L175 21H177V20H175L174 22L175 23H173L172 21V28L174 29L175 27H177V28H175L176 29V31H177V33L175 34V33H173V34H175L174 36L172 35V37L170 36V38H172V39H170V38H167L166 36L168 35V33L170 32V28L169 29H167V27H164V25H163V28L161 29V27L162 26H160V29L162 30V37H161V33L159 34V32L161 31H159V32H157L156 31V33H158V35H160V37L159 36H157L156 38H158L159 39V41H160V39H162V40H165V38L164 37H166L167 39H169L168 41V45H166V46H164V48H162V49H160V48H157V49H155V50H153L152 52H151V54L152 55H154V51L156 52L155 54L156 55H154V56H157V54H158V56H164V57H166V58H168V60L170 59V61H171V59L172 58H174V59H172L173 61H171L170 63H169V65H170V67L171 66H173V67H177V66H180L181 67V65L183 66L184 65V67H186L188 64H189V62H191L190 64H192L194 67L195 66H197L198 68H204L205 70V72H206V70L208 69V67L210 66L211 67V65L210 64H212L213 66L214 65H216V66H219L220 64H222V63H218V61L220 60V58H226V57H230V58H234V61H236V60H238V58L239 57H242V59H243V56L244 57H246L247 56V58H246V60L245 61H247V62H249L248 64H250L251 65V67H252V69H253V66H255V68H256V65H259V67L257 66V68L259 69L260 67L261 68H264V58H262V59H260V57H258L260 60H258L257 61V63H255L254 62V64H252L251 62L255 59V58H257V55L258 54H254V52H253V54H252V52H250L252 55H248V54H246V55H242L241 56V54H243L244 53V51L241 53V54H239L241 51H240V48L243 46H241V47H238V49H239V51H236L237 49L236 48H233V47H229V45H220V43H218V41L216 42V40L215 41H212L210 38L211 37H209V39H207L208 37L206 36V38H204V36L202 35V36H200L201 38L203 37V39H201L200 40V42L199 43H197L198 45H195V44H192V45H195V47L197 48V47H201L200 49H201V52L203 51V49L204 48H213V51H214V53H213V55L214 54H216V57H218L219 58V60L217 61V63H212V62H209V61H207V60H213L214 58V56L213 57H211V59L208 57L207 59L206 58H204V60L202 59V57H205L204 55V53L202 54L203 56L202 57H200L201 59H202V61H204V63L202 64V65H199V62H200V60H193V61H189L188 59H187V57L186 58H184L183 56V54H182V50H183V48L184 47H182V46H180V47H174L175 46V43H177L178 41H181V39L182 38H184V37H186V35L191 31V29H192V27H190V25H192V23L193 24H195V23H198V22H196V21H198V20H195L194 19ZM202 18L203 17H201V18H196V19H199V24H200V22H202L201 20H202ZM231 18V17H230ZM243 18L245 19V21H243ZM250 18H252V23H251V25L253 26H257V25H259L261 22L260 21H258L259 19L258 18H253V16L252 17H250ZM65 19V18H64ZM72 19V18H71ZM74 19V18H73ZM95 19V18H94ZM99 19V18H98ZM101 19V18H100ZM173 19V18H172ZM201 19V20H200ZM204 19V18H203ZM234 20H235V18H233ZM241 19H242V21H241ZM31 20V19H30ZM28 21V22H31V21ZM60 20V19H59ZM96 20V19H95ZM166 20V19H165ZM205 20H206V18H205ZM233 20V21H234ZM249 20V19H248ZM64 21V20H63ZM98 20H96L95 22H93L94 24H96V23H98L97 22ZM154 21V20H153ZM210 21V20H209ZM41 22V21H40ZM136 22V21H135ZM161 22V21H160ZM168 22H170V21H168ZM195 22V23H194ZM205 22V21H204ZM26 23V22H25ZM152 23H156V21H154V22H152ZM151 23V25L150 26H157V23H156V25H154V24H152ZM206 23V22H205ZM93 24V25H94ZM198 24V25H199ZM208 24V23H207ZM210 24V23H209ZM250 24V23H249ZM14 25H16V27H14ZM23 25H25V24H23ZM33 25H35L36 27H35V29L37 28V26L39 25V27H41V25H40V23L38 24V25H36V24H34V23H32V24H30L29 25V29H32L31 27L33 26ZM99 25V24H98ZM142 25V24H141ZM168 25H170V24H168ZM175 25V26H174ZM196 26H197V24H195ZM211 25H212V22H211ZM234 25V24H233ZM261 25V24H260ZM260 25H259V27H260ZM26 26V25H25ZM149 26V27H150ZM202 26V25H201ZM205 26V25H204ZM236 26V25H235ZM242 26H239V28L240 27H242ZM263 26V25H262ZM13 27V30L11 29ZM157 27H159V26H157ZM170 27V26H169ZM191 29H190V28ZM195 27V26H194ZM212 27V26H211ZM213 27H214V25H213ZM221 27H218V30L221 28ZM226 27V26H225ZM247 27H248V25H247ZM15 28V29H14ZM201 28V27H200ZM236 29H237V27H235ZM234 28V29H235ZM34 29V28H33ZM34 29V30H35ZM38 29V28H37ZM43 29V30H44ZM158 29V28H157ZM204 29V28H203ZM217 29V28H216ZM225 29H228V27L227 28H225ZM233 29V28H232ZM250 29V28H249ZM23 30V29H22ZM156 30V29H155ZM154 30V31H155ZM167 30H169L168 31V33H167V35L166 36H164V34H166V32H167ZM193 31H194V29H192ZM196 30H198L197 28H196ZM201 30H202V28H201ZM223 30H224V28H223ZM251 30V29H250ZM25 31V30H24ZM28 31H30V32H32L33 30H28ZM172 31V30H171ZM175 31V30H174ZM174 31H172V32H174ZM175 31V32H176ZM193 31H191L192 33H189V34H194V32ZM242 31V30H241ZM260 31V30H259ZM27 32V31H26ZM172 32H170V33H172ZM202 32V31H201ZM204 32V31H203ZM215 32V31H214ZM217 32V31H216ZM225 32V31H224ZM224 32H223V34H224ZM227 32L228 31H226V33L225 34H227ZM232 32H234V33H236L234 30L232 31ZM154 33V32H153ZM195 33H197L196 31H195ZM199 33V32H198ZM207 33V32H206ZM220 34L221 33V35H222V28H221V32H220V30H219V32H217V34ZM239 32L237 31V34H238ZM203 34V33H202ZM211 34V33H210ZM230 34V33H229ZM233 34V33H232ZM236 34V35H237ZM246 34V33H245ZM262 34V33H261ZM40 35H42V34H40ZM39 35V36H40ZM171 35V34H170ZM197 35V34H196ZM200 35H201V33H200ZM207 35H208V33H207ZM214 35H216L215 33H214ZM220 35V36H221ZM240 35V34H239ZM260 35V34H259ZM44 36H45V34H44ZM52 36V37H53ZM156 36V35H155ZM169 36V35H168ZM195 36V35H194ZM219 35H217V37H218ZM226 36V35H225ZM238 36V35H237ZM248 36H250L249 34H248ZM261 36V35H260ZM259 36V37H260ZM56 37V38H57ZM147 37V36H146ZM196 37V36H195ZM195 37H194V39H195ZM232 37H233V35H232ZM256 37V36H255ZM55 38V37H54ZM149 37H147V39H148ZM154 35H152V39H149L150 41L152 40V43L150 42H148V45H147V47H148V49H149V44H153V41H154ZM164 38V39H163ZM248 38H250V37H247V40H248ZM251 38H252V36H251ZM142 39V38H141ZM188 39V38H187ZM197 39H199V38H197ZM197 39H196V41H197ZM222 39V38H221ZM224 39H225V37H224ZM223 39V40H224ZM227 39V38H226ZM254 39V38H253ZM63 40V39H62ZM143 40H145L146 41V39H144V37H143ZM193 40V39H192ZM214 40V39H213ZM241 40V39H240ZM250 40H252V39H250ZM195 41V42H196ZM227 41H229V39H227ZM239 41V40H238ZM241 41H244V39L243 40H241ZM241 41H239V43L241 42ZM254 41H257V40H255L254 39ZM142 42V41H141ZM140 42V43H141ZM174 44H172V43ZM194 42V41H193ZM221 42V41H220ZM236 41H234V43H235ZM245 43H246V41H244ZM243 42V44H245ZM250 42V41H249ZM143 43V42H142ZM155 43H157L156 41H155ZM154 43V44H155ZM159 43H161V41L159 42ZM183 43V42H182ZM187 43V42H186ZM190 43V42H189ZM191 43H192V41H191ZM229 43H231V42H229ZM239 43H236V44H239ZM251 43H254V42H251ZM250 43V44H251ZM158 44V43H157ZM157 44H156V46H157ZM165 44H167V42L165 43ZM241 44H242V42H241ZM247 44V43H246ZM38 45V44H37ZM144 45H146V43L144 44ZM232 45H233V43H232ZM252 45V44H251ZM254 45V44H253ZM141 46V45H140ZM142 46H143V44H142ZM155 46V45H154ZM235 46V45H234ZM238 46H240V44L238 45ZM7 47V46H6ZM5 47V48H6ZM159 47V46H158ZM245 47V46H244ZM248 47V46H247ZM251 47V46H250ZM185 48H186V46H185ZM195 48V49H196ZM7 49V48H6ZM6 49H4V50H6ZM143 49H145L144 47H143ZM197 49H199V48H197ZM196 49V50H197ZM199 49V50H200ZM235 49V50H234ZM251 49V48H250ZM4 50H2V53H1V51H0V58L2 59V58H4V60L5 59H7V60H9V62H10V60H12L13 58H15L16 56L15 55H13V54H11V53H9L10 52V50H9V48L5 51V52H7L8 50V54L6 53H4ZM25 50V49H24ZM27 50V49H26ZM193 50V49H192ZM192 50H190V51H192ZM196 50H194V51H196ZM212 50V49H211ZM249 50V49H248ZM30 51V50H29ZM32 51V50H31ZM147 51V50H146ZM194 51H193V53H194ZM262 51V50H261ZM264 51V50H263ZM59 52V51H58ZM137 53H136V56L135 57H140V58H143V57H145L146 55H149V54H144V52H145V50H142V51H136ZM186 52V51H185ZM184 52V53H185ZM199 52V51H198ZM200 52V53H201ZM211 52V51H210ZM209 52V53H210ZM238 52V53H237ZM28 53V52H27ZM35 53H36V51H35ZM54 53V52H53ZM56 53V52H55ZM149 53H150V51H149ZM190 53V52H189ZM208 53V52H207ZM208 53V54H209ZM212 53H211V55H212ZM247 53V52H246ZM249 53V54H250ZM256 53V52H255ZM17 54V53H16ZM58 54V53H57ZM150 54V55H151ZM160 54V55H159ZM191 54V56H193L192 55V52L190 53ZM195 54V53H194ZM56 55V54H55ZM59 55V54H58ZM133 55H135V53H133ZM260 55V54H259ZM15 56V57H14ZM45 56V55H44ZM50 56V55H49ZM57 56V55H56ZM55 56V57H56ZM61 56H63V58H64V56H65V53H62L61 55H60V57ZM186 56V55H185ZM188 56H190L189 54H188ZM199 56H201L200 54H199ZM209 56V55H208ZM46 57V56H45ZM66 57V56H65ZM206 57H207V55H206ZM17 58V57H16ZM26 58H27V60H24V61H20V62H18V59L17 60H15L16 62L14 63V62H10L11 63V65L8 67V69H6L7 71L5 72V73H2V76L0 75V83L1 84H3L4 82L6 83V81H16V85L15 84H13L12 83V85L11 86H9V88L10 87H12V88H10V89H7L6 87H1L0 86V102L2 103H0L2 106H1V108H0V113L2 114V113H4V112H6L5 114H4V116L6 117V115H8L9 117L11 116V118H13V117H15V115H16V105H14V106H16V107H13V102H12V100L10 101V102H12V103H5V100L8 98V97H10V96H12L13 94L15 95H13L14 97H16L17 96V94H20V93H22L23 91H25L26 89V87H28V86H30L29 84H31V83H36V82H33V81H30V80H28V79H24L23 77L26 75V73H28V71L31 69V66L32 67H34L33 65H32V63L34 62L35 64L37 63L38 65V67H39V69H47V67H49V66H47V64L45 63V62H47L48 61V56H47V58H45V60H44V58H43V56L41 55V54H33V52H31V53H28V55L26 56ZM62 58V57H61ZM139 58V59H140ZM213 58V59H212ZM229 58V59H230ZM0 59V60H1ZM49 59H50V57H49ZM144 59V58H143ZM143 59H141L142 61H143ZM176 59H178L177 60V62H175V60ZM199 59V58H198ZM216 59V58H215ZM215 59L213 60V61H215ZM241 59V58H240ZM147 60V59H146ZM161 59H159L157 62H159ZM230 60H232V59H230ZM57 61V60H56ZM74 61V60H73ZM145 61V60H144ZM221 61V60H220ZM233 61V60H232ZM49 62V61H48ZM230 63H231V61H230ZM237 63V62H236ZM34 64V65H35ZM163 62L161 63V61H160V63H154V65H155V69L157 68H163V66L164 65H166V63L165 64H163ZM187 64V65H186ZM243 64V63H242ZM8 65V64H7ZM150 65L151 64H149V67H150ZM169 65H167V68H168V66ZM192 65H190V66H192ZM206 65V67H207V65H208V67H207V69H206V67H204ZM231 65H232V63H231ZM230 65V68L229 69H227V71L226 72H228L230 69L232 70V69H235V67H234V65H233V68H231L232 66ZM240 65V64H239ZM73 66H74V64H73ZM189 66V65H188ZM213 66L211 67V68H213ZM215 66V67H216ZM225 66V65H224ZM249 66V65H248ZM72 67V66H71ZM145 67H146V65H145ZM144 67V68H145ZM184 67H182V69L184 68ZM197 67H195V68H197ZM229 67V66H228ZM240 67V66H239ZM242 67V66H241ZM244 67V66H243ZM250 67V66H249ZM250 67V68H251ZM7 68V67H6ZM70 68V67H69ZM143 68V69H144ZM146 68H148V67H146ZM145 68V69H146ZM187 68V67H186ZM218 67H216V69H217ZM224 68V67H223ZM142 68L140 69L141 71L143 70ZM144 69V70H145ZM153 69V68H152ZM154 69V70H155ZM164 69H166V66H165V68ZM175 69H177V68H175ZM210 69V68H209ZM221 69V67L219 68V69H217V70H220ZM238 68H237V66H236V69L235 70H237ZM252 69H248L247 68V70L248 71H250V73H251V70ZM144 70H143V72H144ZM148 70V69H147ZM163 70V69H162ZM167 70V69H166ZM166 70L165 71H161V73H160V75H161V77H164V76H166L168 73V71L166 72ZM179 70V69H178ZM187 70V69H186ZM201 70V69H200ZM203 70V69H202ZM201 70V71H202ZM223 69H221V71H222ZM234 70V71H235ZM241 70V69H240ZM244 70V69H243ZM256 70V69H255ZM185 71V70H184ZM183 70H182V72H184ZM197 71H199V70H197ZM197 71L195 72V70H194V73L192 72L191 74H188V72H187V74L188 75H186L185 74V78L186 79H188L189 81H190V79H191V81H193V83L194 82H196V84L198 83V85H203L202 87H201V91L199 92V93H208V89H206L207 87H206V85H205V87H204V84L203 83H205V84H207L206 82H208L207 81V79H209V81L211 80L212 81V77L211 76H209V77H211V79L209 78V77H207V76H205L204 75V73L205 72H203V73H201V75L198 73L197 74ZM215 71V70H214ZM233 71V70H232ZM232 71H229L228 73L230 74V75H232ZM242 71V70H241ZM259 71H260V73H261V69H259ZM263 71V70H262ZM72 72V71H71ZM182 72H181V75H182ZM185 72V73H186ZM236 73H237V71H235ZM244 72L245 71H243V75H244ZM253 72V71H252ZM256 72V71H255ZM264 72V71H263ZM158 73V72H157ZM170 73H171V71H170ZM238 73H240L239 71H238ZM249 73V72H248ZM256 73H258V72H256ZM31 74V73H30ZM36 74V73H35ZM146 74V73H145ZM178 74V73H177ZM179 74H180V72H179ZM222 74V73H221ZM229 74L227 75L226 74V76L225 77H227V76H229ZM233 74H234V72H233ZM246 74H247V72L245 73V77H246ZM255 74V73H254ZM253 73L250 75V76H252V75H254ZM142 75H144V74H142ZM237 75H239L240 76V74H237ZM243 75H242V77L240 76V78H243ZM258 75V74H257ZM248 76V75H247ZM256 76V75H255ZM255 76H253L254 78L253 79H257V80H255L254 81V83L255 84H257V83H259L258 81V79H261L260 77H258V78H256ZM263 76V75H262ZM40 77V76H39ZM38 77V78H39ZM41 77H43V76H41ZM40 77V78H41ZM169 77V76H168ZM178 77H179V75H178ZM183 77V78H184ZM223 77V76H222ZM230 77V76H229ZM228 77V78H229ZM233 77V76H232ZM232 77H230V78H232ZM249 77V76H248ZM37 78V77H36ZM35 78V80H37ZM170 78V77H169ZM181 78V77H180ZM236 78H238V76H235V79ZM31 79V78H30ZM157 79V78H156ZM232 79H234V77L232 78ZM246 79V78H245ZM248 79H250V78H248ZM252 79V78H251ZM17 80L19 81V82H17ZM32 80V79H31ZM34 80V79H33ZM34 80V81H35ZM39 80H42V79H39ZM228 80V79H227ZM237 80V79H236ZM264 80V79H263ZM230 81H231V79H230ZM235 81V80H234ZM243 82H244V79L242 80ZM246 81V80H245ZM248 81V80H247ZM262 81V80H261ZM23 82V83H22ZM26 82V83H25ZM159 82V81H158ZM182 82V81H181ZM228 82H229V80H228ZM237 82V81H236ZM238 82H241V81H238ZM11 83V82H10ZM9 83V84H10ZM19 83H22L23 85H20ZM156 83V82H155ZM200 83V84H199ZM209 83V82H208ZM230 83V82H229ZM245 83V82H244ZM243 83V84H244ZM253 82H252V84H254ZM18 84V85H17ZM25 84H28V85H25ZM165 84L167 85V83L165 82ZM165 84H164V86H165ZM178 84V83H177ZM237 84V83H236ZM236 84H234V85H236ZM239 84V83H238ZM242 84V85H243ZM264 84V83H263ZM154 85V84H153ZM158 85V84H157ZM160 85V84H159ZM182 85V84H181ZM241 85V84H240ZM241 85V86H242ZM258 85H260V84H258ZM3 86V85H2ZM71 86V85H70ZM151 86V85H150ZM179 86H180V84H179ZM230 86V85H229ZM233 86V85H232ZM238 86V85H237ZM236 86V87H237ZM244 86H247V85H245L244 84ZM252 86V85H251ZM254 86V85H253ZM253 86H252V88H253ZM256 86V85H255ZM254 86V87H255ZM146 87V86H145ZM155 87V86H154ZM153 87V88H154ZM159 87V86H158ZM158 87H156V88H158ZM161 87H163V86H161ZM175 87H176V85H175ZM174 87V88H175ZM178 87V86H177ZM184 87V86H183ZM227 86H225V88H226ZM234 87V86H233ZM235 87V88H236ZM240 87V86H239ZM248 87H249V89H252V88H250V84H248ZM264 87V86H263ZM6 88V89H5ZM30 88V87H29ZM28 88V89H29ZM142 88V87H141ZM151 88H152V86H151ZM150 88V89H151ZM152 88V89H153ZM185 88V87H184ZM197 88V87H196ZM230 88H232V87H230ZM241 88H244L243 86L241 87ZM256 88V87H255ZM255 88H253V90L255 89ZM260 88V87H259ZM145 89V88H144ZM147 89H148V86H147ZM161 89V88H160ZM183 89V88H182ZM228 89V88H227ZM237 90L235 91V92H237L238 90H240V88H236ZM262 89H264V88H262ZM39 90V89H38ZM146 90V89H145ZM144 90V92L147 94V92H148V90L147 91H145ZM155 90V89H154ZM191 90H192V88H191ZM232 90V91H231ZM235 90V89H234ZM252 90V91H253ZM257 90H259V89H256V92H252V93H249L248 95H250V97H249V99H247L246 97V100H252L253 98H252V95H253V97H258L259 95H261L262 93L264 94V92H262V91H260V92H262L261 94L259 93V92H257ZM30 90H28V92H29ZM140 91H143V90H140ZM150 91V90H149ZM195 91V90H194ZM241 91V93H242V91H243V89L242 90H240ZM240 91H238V92H240ZM264 91V90H263ZM53 92V91H52ZM152 92V91H151ZM156 92H158L157 90H156ZM159 92H160V90H159ZM197 92V91H196ZM229 93H234V91H233V89H230L229 91H228ZM245 92V91H244ZM31 93V92H30ZM229 93H227L226 92V94H225V92L223 93V94H225L226 96L227 95H230ZM231 93V94H232ZM24 94V93H23ZM142 94H144V93H142ZM153 94V93H152ZM157 94V93H156ZM175 94H176V92H175ZM174 94V95H175ZM184 94H185V92H184ZM223 94H222V96H223ZM238 94V93H237ZM240 94V93H239ZM55 95V94H54ZM173 95V96H174ZM221 95V94H220ZM225 95L223 96L224 98H227V97H225ZM235 95V94H234ZM30 96V95H29ZM150 96V95H149ZM221 96V97H222ZM263 97V99H264V95H262ZM156 97V96H155ZM220 97V96H219ZM218 97V98H219ZM220 97V98H221ZM223 97H222V99H223ZM259 97H261V96H259ZM151 98V97H150ZM232 98V97H231ZM245 98L243 99V100H245ZM13 99V98H12ZM215 99V98H214ZM228 99V98H227ZM227 99H224V101H226ZM230 99V98H229ZM255 99H257V98H255ZM15 100V99H14ZM245 100V101H246ZM262 100V99H261ZM16 101V100H15ZM27 101V100H26ZM195 101V100H194ZM215 101V103H219V106L218 107H220V110H221V106H223L227 111H225V116H229L230 118H233V119H231V120H233V122H234V112H237V111H235V110H232L231 108H232V106L233 105H235V104H233L232 106H231V108L229 107L230 105L228 104V103H230V101H228V103H224L223 101H221V100H212L211 101V105H213L214 102ZM234 101V100H233ZM238 101V100H237ZM236 101V102H237ZM257 101V100H256ZM263 101V103H264V100H262ZM262 101H261V103H262ZM19 102V101H18ZM23 102V101H22ZM31 102V101H30ZM235 102V101H234ZM247 102V101H246ZM25 104H26V102H24ZM190 103H191V101H190ZM190 103H188V104H190ZM193 103V102H192ZM192 103H191V105H192ZM209 103V102H208ZM242 103V102H241ZM259 104V106L262 108V106H264V104ZM14 104H15V102H14ZM19 104V103H18ZM20 104H23V103H21V101H20ZM19 104V105H20ZM194 104V103H193ZM195 104H197V103H195ZM226 104V105H225ZM24 105V104H23ZM29 105V104H28ZM214 105H216V104H214ZM221 105V106H220ZM243 105V104H242ZM251 105V104H250ZM25 106V105H24ZM24 106H23V108H24ZM27 106V105H26ZM25 106V107H26ZM196 106V105H195ZM195 106L193 105V107H194V109H198V108H195ZM259 106H257V107H259ZM135 107V106H134ZM188 107H189V105H188ZM254 107V106H253ZM257 107H256V109H257ZM144 108V107H143ZM223 108V109H224ZM228 108H230L231 110H229ZM242 108V107H241ZM255 108V107H254ZM261 108L259 109V112L257 111V112H255L254 110H252L251 109V112H249V111H244V112H247V114L249 115V117L251 118V117H254V118H258V117H260L259 115H261V116H264V109L263 110H261ZM43 108H39V107H37L36 109L34 108V109H32V112H30V113H28L27 112V114L25 113L24 114V112L23 113H19L18 112V116H16L14 119H15V121L16 122H14V123H17V124H19L21 127L22 126H24V125H28L31 121H32V119H33V114H35V115H37V119H38V117H43L44 115H45V111H44V109L42 110ZM132 109V108H131ZM171 109H173V107L171 108ZM175 109V108H174ZM189 109H191V107L189 108ZM234 109V108H233ZM178 110V109H177ZM193 109H191V111H192ZM201 110V109H200ZM199 110V111H200ZM237 110L239 111V109L237 108ZM250 110V109H249ZM196 111V113H198L197 112V110H195ZM205 111V110H204ZM222 111V110H221ZM253 111V112H252ZM176 113H175V115H174V113L172 114V115H174V117L176 116H178V114H179V112H177V111H175ZM249 112V113H248ZM183 113V116H184V112H180V115L177 117V118H179L180 116H181V114ZM188 113V112H187ZM222 113V112H221ZM240 113V112H239ZM177 114V115H176ZM190 114V113H189ZM34 115V116H35ZM159 115V114H158ZM170 115V114H169ZM187 115V114H186ZM185 115V116H186ZM195 115H197V114H195ZM195 115H194V117H195ZM207 115L208 114H206V112H203V110H202V112H200L198 115H197V117H196V121L198 120V122L200 121H202L201 122V124L203 123V121L204 120H206V118H207ZM218 115H220V114H218ZM217 115V117H219L220 118V116H218ZM46 116V115H45ZM44 116V117H45ZM182 116V117H183ZM193 116V115H192ZM156 117H158L159 119H161L160 118V115L159 116H156ZM173 117V116H172ZM176 117H175V119H176ZM189 117V116H188ZM212 117V116H211ZM223 117H224V114H223ZM223 117H221L222 119H223ZM236 117V116H235ZM158 118H157V120H156V118H154L157 122L158 121H161V120H158ZM184 118H186V117H184ZM184 118H182V121H183V119ZM190 118V117H189ZM262 118V117H261ZM153 119V118H152ZM154 119H153V121H154ZM174 119V118H173ZM174 119V120H175ZM181 119V118H180ZM221 119V120H222ZM228 119V118H227ZM226 118H225V120H227ZM253 119V118H252ZM260 119V118H259ZM163 120V119H162ZM178 120V119H177ZM214 120V122H215V119H213ZM218 120V119H217ZM216 120V121H217ZM224 120V121H225ZM230 119H229V122L231 121ZM120 121V120H119ZM156 121H154V122H156ZM172 121V120H171ZM181 121V120H180ZM186 121H189V120H187L186 119ZM237 121H240L239 119L237 120ZM237 121H235V122H237ZM255 121V120H254ZM258 121V120H257ZM163 121H161L160 123H162ZM164 122H165V120H164ZM163 122V123H164ZM185 122V121H184ZM210 122V121H209ZM212 122V121H211ZM213 122V123H214ZM222 122V121H221ZM232 122V121H231ZM234 122V123H235ZM260 122V121H259ZM56 123V122H55ZM117 123V122H116ZM159 122H158V124H160ZM173 123V122H172ZM247 123H248V121H247ZM256 123V122H255ZM50 124H52V123H50ZM56 124H59V123H56ZM168 124V123H167ZM174 124V123H173ZM200 124V127L202 128L203 126H204V124H202L201 125ZM229 124V123H228ZM228 124H226V125H228ZM30 125V124H29ZM52 125H54V124H52ZM60 125V124H59ZM197 125V124H196ZM236 124H229V127H231L230 129H235L234 128V126H235ZM255 125V124H254ZM57 126V125H56ZM171 126H173V125H171ZM170 126V127H171ZM187 126V125H186ZM207 126V125H206ZM209 126V125H208ZM4 127V126H3ZM29 127V126H28ZM160 127V126H159ZM169 127V128H170ZM196 127V126H195ZM263 127V126H262ZM25 128V127H24ZM121 128V127H120ZM173 128V127H172ZM175 128V127H174ZM27 129L28 128H25V130L27 131ZM195 129V128H194ZM229 129V128H228ZM254 129V128H253ZM22 129H20V131H21ZM24 130V129H23ZM29 130V129H28ZM105 130V129H104ZM200 130V133L201 132H203L204 130H203V128H202V130L203 131H201V129H199ZM219 130V129H218ZM12 131H15V130H12V129H10V128H3L1 131H0V145L2 144V143H4V144H6L5 142H7L6 140V138L7 137H10V139H12L11 137L13 136V134H12ZM25 131V132H26ZM168 131H170V130H168ZM167 131V129L165 130H161L160 132H162V136H165V137H168V132ZM180 131V130H179ZM192 131V130H191ZM220 131V130H219ZM234 131V130H233ZM24 132V133H25ZM106 132H107V130H106ZM111 132V131H110ZM159 132V133H160ZM177 133H178V131H176ZM181 132V131H180ZM193 132V131H192ZM205 132V131H204ZM237 132V131H236ZM15 133V132H14ZM19 133V132H18ZM227 133V132H226ZM235 133V132H234ZM161 134V133H160ZM171 134V133H170ZM181 134H182V132H181ZM180 134V136L178 137L177 135V137H173L172 138V140L173 141H178V142H176L177 144L178 143H181V141H186V140H184V138L186 139L187 137H186V135H185V137H184V135H181ZM199 134V133H198ZM205 134V133H204ZM207 134V133H206ZM233 134V133H232ZM243 134V133H242ZM246 134V133H245ZM245 134H243V135H245ZM190 135V134H189ZM192 135H195V133H191V135L190 136H192ZM18 136V135H17ZM171 136V135H170ZM188 136V135H187ZM207 136V135H206ZM233 136V138H234V136L235 135H232ZM14 137H16V135L14 136ZM164 137V138H165ZM180 137H184V138H180ZM228 137V136H227ZM241 137L243 138V136L241 135ZM249 137H251V135H249ZM249 137H247L246 135L244 136V139H246L247 140V142L250 140V142L252 143V145H253V142L252 141H254V140H256L253 136L249 139ZM189 138V137H188ZM187 138V140L188 141H190V139H191V137H190V139H188ZM194 137H192V142L194 141V139H193ZM230 138H232V137H230ZM238 138V137H237ZM241 138V139H242ZM5 139V140H4ZM9 139V138H8ZM9 139V140H10ZM128 139V138H127ZM168 139V138H167ZM171 139V138H170ZM170 139H168V140H170ZM200 139V138H199ZM198 139V140H199ZM212 139V138H211ZM211 139H210V143H211ZM217 140H218V137L216 138ZM243 139V141H246V140H244ZM249 139V140H248ZM197 140V138H195V141ZM201 140V139H200ZM252 140V141H251ZM259 140V139H258ZM261 140H264V139H261ZM11 141V140H10ZM152 141V140H151ZM187 141V142H188ZM202 141V140H201ZM212 141H213V139H212ZM226 141H230L229 139L228 140H226ZM153 142V141H152ZM151 142V143H152ZM197 142V141H196ZM214 142V141H213ZM143 143V142H142ZM168 144H167V146L169 147V143H170V141L169 142H167ZM172 143V142H171ZM251 143H248V144H251ZM257 144H258V142H256ZM3 144V145H4ZM184 144H186V142L184 143ZM184 144H183V142H182V145L184 146ZM190 144H192V143H190ZM195 144V143H194ZM197 144H198V142H197ZM197 144L196 145H194V146H189V143H188V146L189 147H187V144L184 146V147H187L189 150H186V151H180V155L181 156H179V155H177V156H179L180 158H178V157H176V154H175V157L176 158H178V160L179 161H181V160H183V161H185L186 159H189V158H192L194 155H195V153L196 152H198L199 150L197 149L198 147H197ZM226 144H227V142H226ZM228 144H231V142L230 143H228ZM255 144V143H254ZM263 144H264V141H263ZM140 146H139V148L137 147V149L139 150V149H141V148H144L143 146V144H139ZM179 145V144H178ZM181 145V146H182ZM109 146V145H108ZM138 146V145H137ZM146 146H148V145H146ZM145 146V147H146ZM172 145L170 144V147H171ZM177 146V145H176ZM195 146H196V148H195ZM209 146V145H208ZM229 146V145H228ZM236 146V145H235ZM234 146V147H235ZM244 146V145H243ZM255 146H256V148L257 149H259V150H262L261 152L259 151V153H258V156H257V161H258V163L256 162L255 164H254V166H256V165H260V166H263L264 167V145H260V144H258V145H256L255 144ZM254 146V147H255ZM165 147V146H164ZM210 147H211V145H210ZM82 148V147H81ZM80 148V149H81ZM180 148V147H179ZM208 148V147H207ZM223 148V147H222ZM225 148V147H224ZM229 148V147H228ZM227 148V149H228ZM136 149V148H135ZM146 149V148H145ZM144 149V150H145ZM148 149H149V152H150V148H148L147 147V151H145V152H147L148 153ZM163 149V148H162ZM161 149V150H162ZM165 149V148H164ZM196 149L198 150V151H196ZM213 148L211 147V150H209V152L211 153V151H213L212 150ZM235 149V148H234ZM113 150V149H112ZM141 150H143V149H141ZM180 150H181V148H180ZM216 150V149H215ZM226 150V149H225ZM251 150H253V148L251 149V147L249 148H245L244 147V149H242V151H240V149L239 150H237L236 151V153H238V152H240V153H238V155L242 158V155H247L248 153H250V152H255V151H251ZM79 151V150H78ZM100 151V150H99ZM202 151V150H201ZM207 151V152H206ZM205 152L206 153H208V149L206 150ZM229 151V150H228ZM258 151V150H257ZM133 154L135 155V154H137V153H135V151L133 150ZM221 152H223V149H221ZM98 153V152H97ZM107 153V152H106ZM113 153V152H112ZM129 153V152H128ZM140 153V152H139ZM179 153V152H178ZM210 153H208L209 155H210ZM213 154H214V151L212 152ZM216 153H217V150L215 151V154L214 155H216ZM233 153V152H232ZM235 153V151H234V153L233 154H235V155H237ZM247 153V154H246ZM133 154H132V156H133ZM197 154V153H196ZM217 154H220V152H219V150H218V153ZM251 154V153H250ZM130 155V154H129ZM123 156L122 158H120V163L122 164V166L123 165H128V167L130 166V164L132 163V158L133 157H131V156ZM142 155V154H141ZM144 155V154H143ZM147 155H149L150 156V154L148 153ZM212 155V154H211ZM210 155V156H211ZM114 156V155H113ZM112 156V158H113V160H115L114 159V157L116 158V156H114L113 157ZM146 156V155H145ZM148 156V158H150L151 159V157H149ZM217 156V155H216ZM219 156V155H218ZM221 156V155H220ZM233 156V155H232ZM231 156V157H232ZM252 156H254V155H252ZM142 157V156H141ZM147 157V156H146ZM175 157H172V159L170 160V161H165V162H167V165L169 164V165H171V161H173L174 159L173 158H175ZM231 157H229V158H231ZM235 158H236V156H234ZM238 157V156H237ZM245 157V156H244ZM14 158V157H13ZM13 158H7V160L5 161V163L8 165V167H9V170L11 169V170H13L12 172H16V167L18 166V161L16 160V159H13ZM112 158H111V160H112ZM118 158V157H117ZM148 158H146V159H148ZM159 158V157H158ZM169 158V157H168ZM171 158V157H170ZM239 158V157H238ZM240 158V159H241ZM78 159V158H77ZM135 159V158H134ZM155 159V158H154ZM153 159V161H155ZM231 159H234L233 157L231 158ZM82 160V159H81ZM117 160V159H116ZM156 160H157V158H156ZM163 160V159H162ZM177 160V161H178ZM192 160H193V158H192ZM221 160V159H220ZM219 159L217 160V161H220ZM239 160V159H238ZM242 160V159H241ZM241 160H239V161H241ZM255 160H256V158H255ZM74 161V160H73ZM83 161V160H82ZM134 161V160H133ZM149 161V160H148ZM152 161V162H153ZM164 161V160H163ZM222 161V160H221ZM230 161V160H229ZM234 161H235V159H234ZM4 162V161H3ZM111 162V161H110ZM150 162V161H149ZM151 162V163H152ZM161 161H159V163H160ZM164 162V163H165ZM169 162V163H168ZM174 162H176V161H174ZM182 162V161H181ZM236 162H237V160H236ZM243 163H244V161H242ZM242 162H240V163H242ZM1 163V162H0ZM115 163V162H114ZM114 163H113V165H114ZM163 163V164H164ZM177 163V162H176ZM227 163H228V161H227ZM240 163H236L237 164V167H238V164H240ZM115 164H117V163H115ZM120 164V165H121ZM136 164V163H135ZM142 164H145V163H142ZM160 164H162V163H160ZM159 164V166L158 167H156L157 169L156 170H154L155 168H150L151 170H154L155 172L153 173L154 175H162V173H165L166 171H165V169L164 168H166V167H168L167 165H166V167H164L165 166V164L164 165H160ZM195 164V163H194ZM204 164V163H203ZM211 165H212V163H210ZM216 164V163H215ZM224 164H225V162H224ZM233 164H235V163H233ZM86 165V164H85ZM109 165H111L110 163H109ZM109 165H107L105 168L107 169V172L109 171V168L110 167H108ZM177 165V164H176ZM176 165H174L175 167H176ZM182 165V164H181ZM188 165V164H187ZM227 165V164H226ZM242 165V164H241ZM101 166V165H100ZM115 166V165H114ZM122 166H120V167H122ZM134 166V165H133ZM136 166H137V164H136ZM148 166V165H147ZM155 165H153V167H154ZM163 166V167H162ZM172 166V165H171ZM170 166V167H171ZM173 166V167H174ZM208 166H209V164H208ZM214 166V165H213ZM219 166V165H218ZM220 166H222V165H220ZM224 166V165H223ZM244 166V165H243ZM243 166H241V168H237V170L238 169H242V167ZM246 167H247V165H245ZM68 167H69V165H68ZM93 167V166H92ZM108 167V168H107ZM131 167H132V165H131ZM174 167V168H175ZM192 167V166H191ZM190 167V168H191ZM207 167V166H206ZM263 167H262V170H260V172H261V174H263ZM96 168H97V171H96ZM103 168V167H102ZM102 168H98L97 166L95 167V169H93L95 172H97V173H99V176H100V178H94L97 174H95V176L94 177H92L91 175H89V176H91V177H87V178H89V179H87V180H89L90 181V185H88V187L89 188H91V189H89L88 187H87V185H86V188H88L89 190H93V189H100V188H103V186H105L104 184L106 183L105 181H104V179H106L105 178V176L103 175L104 174V172H105V170H104V172H103V169ZM111 168H113V167H111ZM139 168V167H138ZM141 168V167H140ZM188 168V167H187ZM219 168V167H218ZM248 168H254L253 166L252 167H248ZM69 169V168H68ZM67 169V170H68ZM115 169H116V167H115ZM114 168H113V170H115ZM120 169H123V168H120ZM133 169V168H132ZM137 169V168H136ZM143 169V168H142ZM145 169V168H144ZM179 169H180V167H179ZM201 169V168H200ZM243 169H246L245 167H243ZM243 169H242V171H243ZM36 170V169H35ZM140 170V169H139ZM167 170V169H166ZM175 170H176V168H175ZM202 170V169H201ZM1 171V170H0ZM69 171V170H68ZM67 171V172H68ZM94 171L92 172V173H94ZM128 171H129V169H128ZM145 171H146V169H145ZM145 171H142V172H145ZM185 171V170H184ZM187 171V170H186ZM194 171V170H193ZM218 171V170H217ZM247 171V170H246ZM249 171V170H248ZM251 171H252V169H251ZM250 171V172H251ZM254 171H256L255 170V168H254V170H253V179H255L254 180V183L256 184L255 186H254V183L252 184L253 186H251V187H248L247 185H245L246 186V189L248 188V190H249V193H250V196L252 195L251 193H253L254 194V192H255V190H256V193H258L257 192V189H259L258 191H260V193H261V189L260 188H257L256 189V187H264V175H262V176H260V173L257 175H255V172ZM257 171H258V169H257ZM257 171H256V173H257ZM11 172V171H10ZM112 172V171H111ZM131 172H133L134 173V171H131ZM136 172H137V170H136ZM135 172V173H136ZM150 172V171H149ZM152 172V171H151ZM170 172V171H169ZM169 172L167 173V174H169ZM173 172V175L175 176V174H179V172H181L180 170H179V172L177 171H175L176 173H174V171H172ZM188 172V171H187ZM197 172H200V171H197ZM240 172V171H239ZM86 173V172H85ZM106 173V172H105ZM138 173V172H137ZM137 173L136 174H133L134 176L135 175H137ZM148 173V172H147ZM146 173V174H147ZM156 173V174H155ZM165 173V174H166ZM182 173H183V171H182ZM181 173V174H182ZM185 173V172H184ZM242 173V172H241ZM247 173V172H246ZM4 174V173H3ZM27 174V173H26ZM25 174V175H26ZM140 174V173H139ZM142 174V173H141ZM172 174V173H171ZM188 174V173H187ZM190 174V173H189ZM197 174H199V173H197ZM250 174H252V173H250ZM37 175V174H36ZM132 174H129V173H125L124 171H120L119 170V168H118V170H115V171H113L112 173H110L107 177H109L110 178V176H112L113 177V179H115L114 180V184L116 183V180H117V183L118 184H120L123 188H125V187H129V186H133V184H131L130 183V181H129V176H131ZM145 175V174H144ZM154 175H152V176H154ZM157 175H156V177H157ZM177 175L175 176V177H177ZM183 175V174H182ZM181 175V176H182ZM243 175V174H242ZM248 175V174H247ZM32 176V175H31ZM39 176V175H38ZM48 176V175H47ZM75 176H77V175H75ZM81 176V175H80ZM87 176V175H86ZM85 176V177H86ZM148 176V175H147ZM172 176V175H171ZM184 176V175H183ZM197 176V175H196ZM246 176V175H245ZM251 176V175H250ZM27 178L29 177V175L28 176H26ZM33 178H34V176H32ZM37 177V176H36ZM46 177V176H45ZM139 177V176H138ZM155 177V178H156ZM164 177H166L167 178V176H164ZM163 177V178H164ZM185 177V176H184ZM20 178H21V180H23V181H27V180H29L30 179V177L27 179V178H25V177H23V176H20ZM38 178V177H37ZM71 178V177H70ZM74 178V177H73ZM78 178H80V177H78ZM121 179L120 180V182H118V179ZM130 178H132V176L130 177ZM135 178V177H134ZM143 178V177H142ZM144 178H145V176H144ZM149 177H147V179H148ZM154 178V177H153ZM160 178V177H159ZM169 178H173L174 179V177H169ZM179 178V177H178ZM186 178V177H185ZM199 178V177H198ZM245 178V177H244ZM252 178V177H251ZM32 179V178H31ZM30 179V180H31ZM41 180L43 179V178H40ZM80 179H82V178H80ZM103 179V180H102ZM111 179V178H110ZM137 179V178H136ZM156 179H158V178H156ZM156 179L154 180V181H156ZM161 179V181H163L164 179H162V178H160ZM173 179L170 181V183L173 181ZM177 179V178H176ZM182 179V178H181ZM180 179V180H181ZM184 179V178H183ZM29 180V181H30ZM46 180V179H45ZM44 180V181H45ZM48 180V179H47ZM77 180H79V179H77ZM131 180H134L133 178L131 179ZM153 180V179H152ZM151 180V181H152ZM167 180V179H166ZM165 180V181H166ZM250 180V179H249ZM136 181V180H135ZM135 181H133V182H135ZM138 181V180H137ZM144 181V180H143ZM146 181V180H145ZM144 181V182H145ZM148 181H150L149 179H148ZM175 181V182H174ZM173 181V183L171 184V186L172 185H174V186H172V189H173V187H174V190L173 191H169V189H168V192H164V193H162V190H160V192L162 193V194H160V195H164L168 200H169V203H170V205L169 206H165V205H162V209L163 210H165V216H163V214L161 215V214H156V213H154V211L153 212H149V215H148V217L147 216H145V214L148 212V210L151 208V199H152V196L154 195V191H151V187H153L154 186V183H152V185L153 186H150V191L148 192L147 190V192L145 191V188H144V186L147 184V182L144 184V182H142V180H141V182L140 183H143V189L142 190H137V188H136V190H134V189H132V188H128V189H132L134 192H133V194L134 195H137L140 199H141V205H139L138 203H136V204H138L139 206H140V208L139 209H134V211H133V213L132 214H129V216L128 217H126V218H130V220L132 221H126V222H130L129 224H131V223H133V229H132V227L130 226V233L132 234V235H137V234H140V233H142V232H146L147 234H149V235H147V236H149L150 237V239H151V237H153V238H156L155 236H161V235H163V234H165L166 235V233L169 231V228L171 227V226H174L175 224V222L177 223V218H180V217H182L184 214H187V215H189L190 214V211H194L193 212V214L194 213H197V212H195V209L193 210V209H191V210H189L190 208V206L193 204V203H197V201H198V203H200L199 202V200H201V199H203V195H202V193H200L199 191L197 192V189H198V187H199V184L200 183H196V182H194V183H192V184H186V183H184V182H180V181H178V179H177V181L176 180H174ZM238 181V180H237ZM241 181V180H240ZM245 181V180H244ZM247 181V180H246ZM42 182H43V180H42ZM139 182V181H138ZM160 182V181H159ZM188 182V181H187ZM251 182V181H250ZM116 183V184H117ZM161 183H163V182H161ZM238 183V182H237ZM237 183H236V185H237ZM239 183H241V182H239ZM246 183V182H245ZM244 183V184H245ZM107 184V183H106ZM129 184H131V185H129ZM156 185L155 186H157V183H155ZM164 184H166V183H163V185ZM169 184V183H168ZM243 184V185H244ZM85 185V184H84ZM83 185V188L85 187ZM108 185H109V183H108ZM110 185H112V184H110ZM134 185H135V183H134ZM159 185V184H158ZM251 185V184H250ZM136 186V185H135ZM140 186V185H139ZM142 186V185H141ZM140 186V187H141ZM147 186V188H148V184L146 185ZM145 186V187H146ZM168 186V185H167ZM166 186V187H167ZM67 187V186H66ZM109 187V186H108ZM118 187V186H117ZM116 187V188H117ZM121 187V188H122ZM170 187V186H169ZM240 187H241V185H240ZM244 187V186H243ZM242 187V188H243ZM254 187V188H253ZM75 188H76V186H75ZM79 188V187H78ZM82 188V187H81ZM81 188H80V190H77V189H71V187H68V188H64V190L68 193V192H70L71 193V191L74 193V192H77V194H78V192H80L81 191V193H82V191L84 192H87L86 190H85V188H84V190L82 189L81 190ZM122 188V189H123ZM146 188V189H147ZM154 188H156V187H154ZM157 188H159V187H157ZM171 188V187H170ZM238 188H239V186H238ZM241 188V189H242ZM253 188V189H252ZM87 189V190H88ZM127 189V188H126ZM141 189V188H140ZM149 189V188H148ZM160 189H161V186H160ZM163 189V188H162ZM237 189V188H236ZM101 190V189H100ZM108 190H110V189H108ZM132 190H130V191H132ZM153 190V189H152ZM156 191H157V189H155ZM180 190V191H179ZM181 190H183L184 192H186L187 194H184L185 196H183V195H178V194H180V192H181ZM244 190V189H243ZM95 191V190H94ZM104 191H106V190H104ZM119 191H121L120 189H119V187L117 188V189H115V190H113L112 191V195H111V193L110 194H108V195H110V196H113L114 194H116V193H118ZM124 192H125V189L123 190ZM123 191H121L122 193H124ZM127 191H129V190H127ZM126 191V193H124V195H123V199H124V197L127 195L128 197H131L132 195H131V193L129 194L128 192ZM129 191V192H130ZM136 191V192H135ZM155 191V192H156ZM166 191V190H165ZM179 193H178V192ZM234 192H235V190H233ZM233 191H231V193H234ZM246 191V190H245ZM64 192V191H63ZM88 192H91V191H88ZM111 192V191H110ZM159 192V193H160ZM184 192H182V193H184ZM237 192V191H236ZM122 193H120L119 195H121ZM181 193V194H182ZM228 193V192H227ZM230 193V192H229ZM262 193H263V191H262ZM50 194V193H49ZM85 194V193H84ZM129 194V195H128ZM157 194V193H156ZM64 195V194H63ZM69 195V194H68ZM117 195V194H116ZM158 195V194H157ZM156 195V196H157ZM235 195V194H234ZM233 195V196H234ZM110 196H109V198H110ZM226 196H227V194H226ZM253 196H255V194L253 195ZM252 196V198H254ZM89 197V196H88ZM115 197V196H114ZM113 197V198H114ZM117 197H119V196H117ZM116 197V198H117ZM135 197V196H134ZM158 198H159V196H157ZM222 197V196H221ZM259 197V196H258ZM261 197V196H260ZM59 198V197H58ZM109 198H107V202L110 200L111 201V199H109ZM223 198V197H222ZM21 199H23V198H21ZM88 199V198H87ZM109 199V200H108ZM115 199V198H114ZM120 199V198H119ZM122 199V198H121ZM125 199H128L127 197L125 198ZM135 199V198H134ZM139 199V200H140ZM157 199V198H156ZM167 199H166V201H167ZM255 199H256V196H255ZM91 200V199H90ZM89 199L88 200H84V203H83V207H85L86 205H89V206H91V204L93 203H91V201H90ZM113 200V199H112ZM130 200H132V199H129V201ZM251 200V199H250ZM72 201H74V200H72ZM96 201V200H95ZM94 201V202H95ZM99 201V200H98ZM116 201V202H115ZM115 205H117L118 206V204L120 203L119 201H118V199L116 200L115 199ZM117 201H118V203H117ZM124 201V200H123ZM128 201V202H129ZM222 202V200H220L219 199V201L218 202ZM255 201V200H254ZM253 201V203L255 204V202ZM132 202H134L133 200H132ZM139 202V201H138ZM158 202V201H157ZM156 202V203H157ZM220 202V203H221ZM242 202V201H241ZM258 202V201H257ZM67 203V202H66ZM99 203V202H98ZM98 203H96V205L98 204ZM127 203V202H126ZM155 203V202H154ZM155 203V204H156ZM158 203H160V202H158ZM158 203L156 204V205H158ZM196 203H195V205H196ZM213 203V202H212ZM214 203H216V202H214ZM214 203H213V205H214ZM237 203V202H236ZM243 203V202H242ZM251 201H249L248 202V205H250V209H252L253 207H255L256 205H259L258 203L256 204V205H254ZM81 204V203H80ZM94 204V203H93ZM112 204H114V203H112ZM112 204H110V205H112ZM122 205H124L125 203H121ZM135 203H134V205H136ZM154 204V205H155ZM160 204H162V203H160ZM243 204H245V203H243ZM95 205V204H94ZM108 205H109V202H108ZM120 205V204H119ZM121 205V206H122ZM128 205V204H127ZM138 205H136V207L138 206ZM194 205V204H193ZM194 205V206H195ZM212 205V204H211ZM237 205V207H238V203L237 204H235V206ZM59 206V205H58ZM81 207H82V205H80ZM126 206V205H125ZM220 206H221V204H220ZM95 209H97L96 207L97 206H93ZM119 207V206H118ZM155 207V206H154ZM193 207V206H192ZM197 207H198V205H197ZM196 207V208H197ZM233 207V206H232ZM231 207V208H232ZM89 208V207H88ZM87 208V209H88ZM123 208H125L124 206H123ZM135 208V207H134ZM138 208V207H137ZM189 208V209H188ZM194 208V207H193ZM206 208V207H205ZM236 207H234V209H235ZM245 208V207H244ZM248 208V207H247ZM247 208H245L246 210H247ZM258 208V207H257ZM260 208H261V206H260ZM52 209V208H51ZM54 209H56V208H53L52 209V213H53V210ZM81 209V208H80ZM79 209V210H80ZM84 209H86V208H82V211H84L85 212V210ZM91 209V208H90ZM89 209V210H90ZM93 209V208H92ZM91 209V210H92ZM99 209V208H98ZM130 209H131V206H130ZM189 211H188V210ZM204 209V208H203ZM233 209V208H232ZM233 209V210H234ZM77 210V209H76ZM197 210V209H196ZM60 211V210H59ZM109 211V210H108ZM119 211H120V209H119ZM199 211V210H198ZM202 211H204V210H201L200 212H202ZM76 212V211H75ZM87 212H89L88 210L86 211V214H87ZM95 212V211H94ZM90 213V216L91 217H95V213ZM130 212H131V210H130ZM200 212H198V213H200ZM248 212V211H247ZM251 212V211H250ZM255 212H257V211H255ZM61 213V212H60ZM63 213V212H62ZM74 213V212H73ZM97 213V212H96ZM116 213V212H115ZM197 213V214H198ZM254 213V212H253ZM126 214H128V213H126ZM52 215H54V214H52ZM80 215V212L79 213H75V215H73L72 217L71 216H68V217H70V218H67L68 220H70V221H68L69 222V224L71 225V224H73L71 221H74L75 219V221H77V219L79 220V217H81V216H79ZM99 215V214H98ZM105 215H106V217L108 218V221H109V217H110V215H109V213L107 212V213H105ZM104 215V216H105ZM112 215V214H111ZM187 215H185L187 218H188V216ZM196 215V214H195ZM213 215V214H212ZM20 216V215H19ZM22 217H24V219L25 218H27V219H30V218H33V215H31V213L30 214H27V213H25L24 215H21ZM89 216V217H90ZM125 216V215H124ZM209 216H211V215H209ZM209 216H207V218H209ZM120 217V216H119ZM96 218H97V216H96ZM103 218V217H102ZM106 218V219H107ZM124 218V217H123ZM205 218H206V216H205ZM206 218V219H207ZM66 219V218H65ZM111 219V218H110ZM211 219V218H210ZM258 219V218H257ZM48 220V219H47ZM104 220V219H103ZM118 220V219H117ZM204 220V219H203ZM208 220V219H207ZM206 220V221H207ZM261 220H264V219H262L261 218ZM63 221H65V220H63ZM105 222L107 221V220H104ZM121 221V220H120ZM246 221V220H245ZM257 221V220H256ZM255 221V222H256ZM61 222V223H60ZM60 222L58 221V222H56V221H53V220H48V225H54L55 226V224H56V226L60 223V225L61 224H63L64 223V225H65V223H68L67 221L66 222H62L61 220H60ZM90 222V221H89ZM119 222V221H118ZM219 222H221V221H219ZM226 222H227V220H226ZM230 222H231V220H230ZM230 222H229V224L227 223V224H221V223H218V221L217 222H213L212 221V224H211V228L212 229H214V231L215 230H217V229H219V228H221L222 229V231L221 232H225L226 233V236H225V238H228L227 237V233H234V231L236 230V229H238L239 227H237L236 228V225H235V222H234V220H233V222L230 224ZM261 222L262 221H260V224H261ZM77 224H78V222H76ZM92 223V222H91ZM90 223V224H91ZM250 223V222H249ZM259 223V222H258ZM263 223V222H262ZM76 224V225H77ZM80 224V223H79ZM84 224V223H83ZM86 224V223H85ZM127 224V223H126ZM264 224V223H263ZM73 225H75V224H73ZM89 225V224H88ZM88 225H87V227H88ZM99 225V224H98ZM101 225V224H100ZM99 225V226H100ZM104 225V224H103ZM259 225V224H258ZM53 226V227H54ZM78 226V225H77ZM92 228L93 229H97V228H100V230L103 228V227H98L97 226V224L95 223H93L92 224ZM177 226V225H176ZM183 226V225H182ZM185 226V225H184ZM72 227V226H71ZM108 227V226H107ZM114 227V226H113ZM263 227V226H262ZM62 228V227H61ZM91 228V225H90V228L88 227V229H92ZM105 228V227H104ZM117 228V227H116ZM172 228H174V230L176 229L175 228V226L174 227H172ZM183 229L185 228L186 229V227H182ZM182 228H181V230H182ZM189 229H190V226H189ZM103 230V229H102ZM106 230V233H108L109 235H112V233H113V235H114V233L115 232H112L114 229L113 228H107V229H105ZM98 231V229L96 230V232ZM115 231V230H114ZM123 231V230H122ZM122 231H120V232H122ZM172 231V230H171ZM179 231V230H178ZM88 232V231H87ZM217 232V231H216ZM94 233V232H93ZM169 233V232H168ZM213 233V232H212ZM219 233V232H218ZM69 234V233H68ZM67 234V235H68ZM71 235H72V233H70ZM75 234V233H74ZM86 234V233H85ZM100 234V233H99ZM118 234V233H117ZM123 234H125V233H123ZM170 234V233H169ZM217 234V233H216ZM216 234H214L213 233V235L211 234V237H212V239L214 238L215 240H220L221 238H223L224 236H222V234L220 235V236H217ZM63 235V234H62ZM65 235V234H64ZM67 235H65L64 237L63 236H61V237H63V238H65V240L63 241V242H65V241H67V239H66V236ZM92 235V234H91ZM219 235V234H218ZM83 236H85V235H83ZM102 236V235H101ZM117 236V235H116ZM115 236V237H116ZM119 236V235H118ZM58 237H60V236H58ZM90 238L91 236H89V235H87L85 238ZM94 237H96V236H94ZM105 237H107V236H105ZM114 237V238H115ZM149 237H147V239L145 238V242H146V240H148L149 239ZM235 237V236H231L230 238H228L227 239V241L230 239V240H232L233 238ZM237 237V236H236ZM114 238H113V240H111V242L112 243H110V241L109 242H107V244H101L102 246L100 247V249L98 250V251H96V250H94V251H96V252H94L95 253V255H97V256H99V257H101V260H102V256H105V255H107V254H109L110 255V257H111V259H112V261L109 263V264H130V262H131V260H134L135 258V256L134 257H130L129 259H123V257L125 256H121V253L119 254L118 252H116L115 250L119 247H121L122 246V243H123V240H124V242H125V239L127 238L126 236H124V235H121V236H119V237H117V239H115L114 240ZM70 239V238H69ZM91 239V238H90ZM107 239V238H106ZM110 239V238H109ZM224 239V238H223ZM237 239H238V237H237ZM52 240V239H51ZM57 240V241H56ZM56 240H54L55 242H57V243H61V240L62 239H60V240H58L57 239V235H56ZM225 240V242H226V239H224ZM229 240V241H230ZM236 239H234V241H235ZM53 241V240H52ZM102 241V240H101ZM105 241V240H104ZM104 241H102V242H104ZM107 241V240H106ZM217 241V242H218ZM220 241H222V239L220 240ZM228 241V242H229ZM233 241V240H232ZM239 241V240H238ZM244 240H242V243H241V241H240V244H242L243 245V243L245 242H243ZM80 242V241H79ZM86 242V241H85ZM91 242V241H90ZM144 242V241H143ZM237 242V241H236ZM66 243V242H65ZM83 243V242H82ZM87 243V242H86ZM89 243V242H88ZM109 243V244H108ZM230 243V242H229ZM232 243V242H231ZM246 243V242H245ZM244 243V244H245ZM248 243V242H247ZM66 244H68V243H66ZM85 244V243H84ZM83 244V245H84ZM225 244V243H224ZM228 244V243H227ZM233 244H234V242H233ZM58 245V244H57ZM81 245V244H80ZM79 245V246H80ZM90 245V244H89ZM144 245V244H143ZM142 245V246H143ZM232 245V244H231ZM237 244H235V246L234 247H237L236 246ZM245 245H247V244H245ZM69 246H71V244H69ZM75 246V245H74ZM77 246V245H76ZM75 246V247H76ZM79 246H78V248H79ZM82 246V245H81ZM80 246V247H81ZM113 246V247H112ZM241 246V245H240ZM74 247V248H75ZM85 247V246H84ZM110 247H112V248H110ZM245 247V249H246V246H244ZM77 248V250H79ZM86 248V247H85ZM109 248V249H108ZM118 248V249H119ZM138 248V247H137ZM141 248V247H140ZM240 248H242V247H240ZM87 249H89L88 247H87ZM97 249V248H96ZM239 249V248H238ZM244 249V250H245ZM76 250V251H77ZM81 251H82V249H80ZM137 250V249H136ZM162 250V249H161ZM86 251V250H85ZM158 251H160V250H158ZM240 251V250H239ZM90 253H92L93 251L91 250V251H89ZM127 252V251H126ZM242 252L243 253H245L243 250H242ZM241 252V253H242ZM247 252V251H246ZM107 253V254H106ZM241 253H239V255L238 256H236L235 254V258L236 257H238V259H240V258H242V255H240ZM242 253V254H243ZM238 254V253H237ZM247 255V254H246ZM260 255V254H259ZM65 256V255H64ZM66 256H68V255H66ZM97 256H95L97 259H99V257H97ZM144 256V255H143ZM264 256V255H263ZM109 257V256H108ZM140 257V256H139ZM146 257V256H145ZM145 257H143V259L145 258ZM245 257V256H244ZM258 257V256H257ZM262 257V256H261ZM260 257V258H261ZM58 258V257H57ZM60 258H62V261H67V259L69 260V258H67V257H64V258H67V259H64L63 257H60ZM60 258H59V260H60ZM71 259H73L71 262H70V260L68 261L70 264H98V262H97V259L95 260V261H93V262H86L85 260V262H81V261H79V257H78V259L76 260V259H74V258H71ZM81 259V258H80ZM104 259V258H103ZM243 259V258H242ZM47 260V259H46ZM101 260H99V264H100V261ZM260 260V259H259ZM62 261H61V264H63L62 263ZM65 261V262H66ZM95 262H97V263H95ZM102 264V263H101Z\"/></svg>",
  "mask_w": 264,
  "mask_h": 264
},
{
  "label": "snow or ice",
  "instance_id": "3",
  "mask_svg": "<svg viewBox=\"0 0 264 264\" xmlns=\"http://www.w3.org/2000/svg\"><path fill=\"white\" fill-rule=\"evenodd\" d=\"M192 3H195V0H192ZM148 9V0H123L119 4H104L101 9L102 19L99 21L100 25L104 28H110L112 31L117 33H124L128 36L133 37H146L149 35H157V33H152L149 30L148 25L134 24L125 20H116V14L129 15L132 13H139ZM21 14L27 15V9L24 5H21ZM162 15L167 16V13H162ZM215 15V13H213ZM171 27V25H169ZM101 56H105L103 49L98 50ZM119 75H124L122 70L118 65L113 63L112 65ZM138 70V69H137ZM135 75V73H133ZM115 83V81H113ZM84 92L86 95L83 97V104L78 113L80 120H83V124H77L72 132L69 133V136L82 135V138L89 139V142L95 147V141L97 139H108L110 138V133L105 132H96L92 129L98 124H113L116 122V115L118 112L117 106L123 107L121 101L125 95L123 92L113 91L109 88L108 84H104L103 87L108 89L110 96L105 97L102 92L97 90L96 85L89 83L87 77L83 81ZM136 103H139V100H136ZM135 115V110L132 113H129L127 117L124 118L125 122H130L132 117ZM240 115V114H238ZM247 113H244L243 116H247ZM76 124L75 121H73ZM133 129L127 128L119 134L121 143H127L125 139V133H132ZM69 136L65 137L67 141ZM256 143V141H253ZM55 152L61 153V147L54 149ZM98 151V149H97ZM20 159V158H17ZM26 162L32 165L35 168H43L47 171L48 162L56 163L55 160L49 156L48 153H42L38 156H33L30 158H23ZM54 200L59 198L52 194ZM223 216V213L221 214ZM2 238V237H0ZM15 239V237H13ZM53 246L57 245L53 242ZM82 255V253H81Z\"/></svg>",
  "mask_w": 264,
  "mask_h": 264
}]
</instances>
